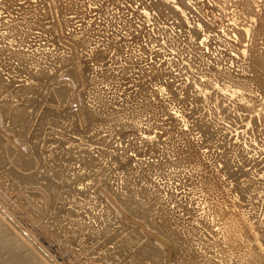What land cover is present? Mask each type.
Returning a JSON list of instances; mask_svg holds the SVG:
<instances>
[{
    "label": "bare ground",
    "instance_id": "6f19581e",
    "mask_svg": "<svg viewBox=\"0 0 264 264\" xmlns=\"http://www.w3.org/2000/svg\"><path fill=\"white\" fill-rule=\"evenodd\" d=\"M14 1V0H13ZM21 2L22 0H17L16 2L18 3V2ZM27 0H25V1H22L21 2V4H23V2H26ZM30 1V0H29ZM28 1V2H29ZM32 1V0H31ZM30 1V2H31ZM36 1V0H35ZM40 1H43V0H40ZM39 1V2H40ZM106 1V0H105ZM114 1V0H113ZM112 1V2H113ZM119 1V0H118ZM153 1V2H152ZM123 0V2L122 3H126V6L128 7V5H129V7H131V8H129V9H131L132 10V12H133V10L135 9V10H137V11H135L134 10V12H136V14H137V12L139 13V12H141V13H139V14H137V16L139 15V16H141L142 17V22H143V20L144 21H146L147 23H152L150 26H148V24L146 25H142V27L143 26H145V27H149L150 28V30H148V29H146L145 31H149V33L148 34H150V36L152 37V36H154V39H155V36H157L156 37V39L154 40V42L156 41V43L158 42V43H160L157 47H159L161 44L162 45H166L170 50H173L174 52V54H173V56H172V54L170 55V56H172V57H175L176 59H177V62H178V68L179 69H181L180 67L183 65V63L185 64L184 66H182V69L185 71L186 69L188 70V72H189V74H190V77H189V75L185 72V74H187L188 75V77H189V80L191 81V83H190V81H189V83H187L188 84V88L190 89V92H192L193 94V96L194 97H192L194 100L193 101H191V103L192 102H196L197 104H199V106H201V108H202V110L204 111V114H202L201 116L203 117L202 119H200V116L199 115H195L194 116V119H195V117L197 118V116L199 117L198 118V120L197 121H193V116L191 117L192 118V120L191 121H193V122H189V120H188V124H190V123H192L191 124V126H192V128L193 129H191L190 127H189V125L187 126L186 125V120L184 119V116H185V118H186V115H185V113H184V116L182 115V112H181V108H180V104H179V106H178V102H177V105H176V107L178 106V108H180L179 110V113L178 112H173V113H175V117L176 118H178L179 120V122L181 121V122H184V125H183V127L185 126H187V127H189L191 130H198L197 131V133L199 132V134L204 138H207V139H204V142H205V146H206V144H209V143H211V141H212V139L215 137V135L217 134V132L219 131V132H221L222 130H223V132H224V130H229V132L231 131V132H233L232 130H233V126L235 125V127H234V130H235V135L233 136V139L235 138V136H236V138H235V142L237 143V144H233V141H231V139L230 140H228V141H230V143L232 142V144H229V143H224L223 142V145H222V147H219L220 148V150L217 152V157H218V159L216 160V164H217V162L221 165L222 164V167H223V169L225 170H222V168H218V169H220V171H218V173H217V175L218 176H213V175H211L213 172L212 171H214V170H211L210 172H212L211 174L209 173L208 174V172L207 173H204L203 171H204V169H205V167H207L206 165L207 164H205L204 165V161H206V162H208V161H210V159L212 160L213 158H210L209 160H208V156H209V153H208V155H207V160L205 159V155H203V153H201L200 151H198V149L200 148V146L201 145H198L197 143V146L196 147H194V146H192L191 145V143H195V142H189V141H192V140H189V139H191V138H188V137H190L189 135L187 136V134H186V136H187V138H188V140L189 141H187V140H185V139H180V141H182V143H183V145L185 146V150L188 152V155L191 157V158H189V157H187L188 155H187V153H185V155L184 154H182L183 155V159H184V157H187V158H189L190 160V167H189V170H191V171H196L195 172V174L196 175H194L195 176V178L194 179H196V180H193L192 181V178H191V180H189L191 183H189V186H187V187H190L191 186V189L190 190H192V192L194 193V194H196L197 196H198V206L197 205H195V203H194V201L195 200H193V201H191V202H193V203H191V202H189V203H191V204H193L194 205V207L195 208H197V210L196 211H198L197 212V214L198 213H200L199 214V216L200 217H202L203 218V220H202V222L204 221V219L207 221L206 223V225L204 224V227L202 226V225H200V223H198L199 221H201V220H199V221H197V219H196V221L195 220H193V222H192V220H191V218H193V217H189V218H187V219H189L188 221H187V219L186 218H182V215H179L180 213H182L183 211H185V206L183 205V201L182 200H184L182 197V199H180L181 201H179L178 199L177 200H175V198L173 199L172 197L173 196H170L171 198H167L166 199V197H165V199L163 200V198L161 197V195H160V197L162 198V203L160 202L161 201V199H160V197H159V199H160V201H157V199H155V197L153 196H151L152 197V199H150V200H148L147 201V198H148V196L150 197V194L151 195H154L153 194V192L154 191H156V189L154 188V191H152V192H149L150 191V189H152V188H150L149 187V190L148 191H146L147 189L146 188H148V187H146V184H145V186H143V188H145L146 190H145V192L144 191H142L141 193V196L143 195V199H137V198H139V196L138 195H140V193L137 195V194H135V195H137L136 197L137 198H133V196L132 195H130L131 193H129V195H128V193H126V191H124L123 193H121V194H116V193H113L112 191V193L110 192V191H107V192H109L110 194H113L112 196H113V200H114V202H115V206H117V207H114L113 206V208H111L112 207V205H111V207H109L108 205L106 206V202H104L103 200L105 199L106 200V198H108L107 196H106V198H104L103 197V202L105 203V206L104 207H107V208H105V210L102 208L103 207V205H104V203H103V205L102 204H99V205H101L102 207H100V206H98V208H97V205H96V203L94 204L93 203V200H95L96 201V195H98V197L102 194V193H98L97 191H96V189H97V187H99L98 186V183L100 182V180L98 181V178L100 177V176H103V173H104V170L103 169H101V166H103V165H100V163L98 164V162L99 161H101L103 158H106V160L107 159H110V163H107V164H109V166H110V164H111V161H113V163H115L116 165H118L119 167H118V169L120 168V169H125L126 170V168L128 169L129 168V164H128V161H124V160H127V159H123V158H121V157H123L124 156V153H125V151H127V150H129L130 149V147L132 146H135L136 145V143H135V140H131V141H133L134 143H135V145H133L132 143H127L128 144V146L131 144V146L130 147H128L127 148V150H125V148H124V146H125V144L124 143H122L124 146L122 147V151L121 152H118V150H120L119 148H121V147H119V146H117V148L118 149H116L117 150V152H116V154L113 152L112 153V151L111 152H108V149H110L111 148V145H110V143L113 141H115V143L116 144H118L119 145V143H120V141L123 139V138H117V139H120V141H119V143H117L116 142V140H112V138L113 137H111L110 135L108 136L109 138H111V140H110V142L108 141H106V140H104V141H106L107 143H109V145H110V148H107V146L105 147V148H107V150L106 149H103V147H102V149L103 150H106V151H99L100 149H96V151H99L98 152V154L99 155H96V156H99V157H101V160L100 159H96L95 158V161H94V159H92L90 156L91 155H93L94 153L92 152V151H90L89 153L84 149V148H80L79 150H78V152H77V150L76 149H78L79 147H80V141L82 142H84V140L87 142L88 140L90 141V139H88L89 138V136H91V135H89V136H87L85 133H87L86 131H88L89 132V130L93 133V135L91 136L92 138H91V140H92V142H93V140L95 141V140H97V139H95V137H96V135L97 134H95L94 135V132H93V129H95V131L96 130H98V128H96L97 127V125H99L100 124V126L99 127H102V126H104V125H102L101 126V124H105L106 126H104V128H103V130L105 129V127H107V128H109L110 129V131H106L107 130V128H106V130H104V132L105 133H111V132H113L114 130H115V126H118L117 128L118 129H121V128H119V126H122V125H125V121L127 120V116L129 117V115H127L129 112H132L131 110H129V112L128 113H126L127 112V110H126V112H123V114H125L126 113V115H124V116H122V117H120L119 116V113H122L121 112V110L119 109V106H117V104H116V106H117V108L116 109H119V113H118V111H117V113H116V110H115V116H111V114H112V112L114 113V111L113 110H108V111H110L111 112V114L109 115L108 114V112L106 113V114H108L109 116H107L104 112H105V110H104V112L102 111V110H99V109H101V106L103 107V104H102V102L103 103H109V102H104L105 100H107L108 99V97L107 98H105V99H103V95H104V93H102V94H96V93H94V96L92 95V97H90L91 98V100H94L95 102V105L96 104H102L101 106H99V108H90L89 109V106L87 107L88 109L87 110H85V107H84V111H85V114H84V119L86 120V123L88 122V125H89V127L88 126H86V128L88 127L89 129L88 130H86L85 129V131L83 132V131H81L82 133H84L85 135H82L81 133H79V131L77 132V130H73L75 133H73V134H78V136H79V140L76 142V141H71V139L69 140L68 138V136H66V138L65 137H63L62 135V141H60V142H57L56 140L57 139H55V141L57 142V143H55V144H59V146L57 145V147H59V148H57V150L55 149V151H54V149L52 150V148H51V151L49 150V154H45L46 156H40V155H42V151H40V153H38L37 154V152H38V146H37V143L35 144L34 142L36 141H40V138H39V135H38V138H39V140L38 139H34V138H36V137H32L31 135H29V136H31V137H29V138H33V140H31V139H29V140H27L26 138H20L21 136H20V134H18V132H21L20 130L21 129H23V127H21V129L19 130H16L15 128V126L14 127H12L13 126V124H15L16 125V123L19 121V119H20V116L26 111V108L28 107V104H30L31 102V100H32V98L34 97V96H36L35 94L37 93V89H36V87L38 88V86H37V84L38 83H40L39 82V79H42V78H44V77H46L45 76V74H46V70H47V72H48V70H49V68L48 69H45L46 68V65H47V67H50V65H48V64H44L45 65V68H43V67H39V65H38V69L40 68V70L38 71L37 69H35V70H37V73H35V72H33V69H34V67L35 66H37L36 65V63L38 62V61H40L41 59H42V57H43V59H45L46 60V58L45 57H48L47 55H48V53L47 52H45V54H47V55H44L43 53L44 52H41L42 50H44V49H41V48H43V47H41L40 45H41V43H40V45L39 44H36L37 43V38H38V41L40 40L39 39V37L40 36H42V37H46V38H49L48 37V35H50L49 34V32L50 31H52L53 29H57L56 27V25H54L53 27L51 26V29L52 30H50V26H48L47 24L49 23L50 25L51 24H55L54 22H58V21H55V19H57V18H53L54 20V22L53 23H50V22H47L46 21V19H47V14L49 15V11L51 12V13H60L61 14V16L59 15V16H57L58 14H53V15H56L57 17H61L62 18V14H63V17L65 16V15H70L71 13H72V11L73 12H79V11H81V12H79L81 15H82V11L84 12V11H86V8L84 9V8H82L83 7V5L84 4H86V3H89L90 2V0H51V2H50V5H49V3L48 4H46V2L44 3V2H41V3H38V4H36L37 3V1L35 2V5H27V3H25L24 5H21L20 3H18V5L17 4H13V5H11V1L10 0H0V189L2 190H0L2 193H0V194H2V196H3V198H4V200L6 201V200H8L7 198L9 197V193L12 191V190H15L16 191V198H14L13 199V201L11 202V201H8L9 203L11 202V207L14 209H16V210H21L22 208H25V206H27V205H30V207H28L27 206V208H25V209H22V210H24L27 214H28V216H30V218H31V220H33V222H34V224L36 223V222H40L39 224H45V225H47V224H49L50 222H51V224H54L56 227V230H54L53 231V233L55 234L54 235V237L56 236L57 237V239H58V241H59V239L61 240V241H63V242H61V243H63V245L65 244V245H67V244H69V245H72L73 244V242H72V238H75L76 239V236L75 237H73V234H76V235H78V233L80 232V231H82V229L84 228L85 229V231H86V229L88 228V225L86 224V223H84L83 222V220L82 219H88V218H85L86 216V211L87 210H91V212H94L96 209H99V208H102L105 212H104V215L106 214V212H107V218L104 220V218H103V220L105 221V222H103V223H97V220H99V221H101V219H99V217L98 218H96L97 220H95L96 222H94L93 220H91V219H93L92 217H91V219L89 220L88 219V221H93L92 223H89L90 225V229H92L91 230V232H94L95 234L94 235H96V236H94V239H92V240H90L89 241V239L93 236L91 233V237H90V234H89V236L88 235H86V236H88V237H90V238H87V237H85V239H86V241H83V243H81L82 241H80L79 242V244H76V243H78V242H75V241H77V240H75V239H73V241L75 242V244H76V246L78 247V253L80 254L81 252H82V255H83V259L86 261V262H88L87 260L88 259H91V258H93L92 256L93 255H95V254H97V252L98 251H100V253L98 254L100 257L99 258H97V260L99 261V259H104V261L106 262V263H108V264H117L118 262H120V264H264V157L262 158V156H264V60H262L261 59V57L260 56H255L254 55V53H255V50H252V49H254V47H251V46H254V45H252V44H254V41L253 40H256L257 39V37H256V34H258L256 31V27H254V31L256 32V34H255V36L254 35H252L251 36V38L254 36V37H256V39H252V40H250L251 38H249L250 36L248 35V37H247V39L249 38V41L248 42H252L253 41V43H251L250 45V47H248V48H251V53H252V55H248V52L249 51H247V49L248 48H245L246 46H248V44H246V45H244L243 47L241 46V45H239V44H237L236 42L235 43H233V42H229L227 39H225L224 37H226V35H227V37H228V33H229V31H226V29H224L223 27H222V21L221 20H223L224 18H222V19H217V17H219L218 15H222L221 13H216V15H217V17L214 15L215 13H213V15L212 14H210V15H212L211 16V18H209V20H208V18L206 17L207 16V14L209 15V13H211V12H209L210 11V9H209V11H208V13L206 14V11L205 12H203L202 10L200 11L199 10V12H198V14H197V12L196 11H193V13L194 12H196V14H193L191 11L194 9L193 7V5H194V3L192 4V0H164V1H166L167 2V4L165 5V2H163V0L160 2L159 0H157V1H155V0ZM161 3V4H159V2ZM199 1V0H198ZM214 1V0H213ZM226 1V0H225ZM236 1V0H235ZM243 1V0H242ZM246 1V0H245ZM258 1V0H257ZM263 1V0H262ZM32 2H34V0L32 1ZM49 2V1H48ZM92 2V1H91ZM94 2V5L96 4L95 2H97L98 3V0H96V1H93ZM100 2H101V0H100ZM107 3H108V1H106ZM111 2V3H112ZM115 2H117V0L115 1ZM186 2H187V4H186ZM189 2V3H188ZM211 2H212V0H211ZM211 2H209V3H211ZM215 3H216V1H214ZM219 2H220V0H219ZM218 2V3H219ZM233 2H234V0H233ZM232 1H231V4L233 3ZM254 2H256V1H254ZM260 2V1H259ZM259 2H257L258 4H259ZM107 3H106V5H107ZM110 3V2H109ZM110 3V4H111ZM164 3V4H163ZM198 3V2H197ZM214 3V4H215ZM226 3V2H225ZM237 3H239V2H237ZM245 3V2H244ZM248 3V2H247ZM246 3V4H247ZM52 4V5H51ZM100 4H102V2L100 3ZM105 4V3H104ZM110 4H108V5H110ZM113 4H115V3H113ZM119 4V3H118ZM120 4H121V2H120ZM128 4V5H127ZM186 4V5H185ZM188 4H190L191 5V7H190V5H188ZM203 4V3H202ZM201 4V5H202ZM208 4V3H207ZM213 4V3H212ZM213 4V5H214ZM217 4V3H216ZM230 4V5H231ZM252 4H254V3H252ZM89 5V4H88ZM112 5V4H111ZM110 5V6H111ZM189 7H188V6ZM196 5V4H195ZM199 5V4H198ZM200 5V6H201ZM206 5V4H205ZM219 5V4H218ZM217 5V6H218ZM226 5H229V3H226ZM225 5V6H226ZM230 5L228 6V7H230ZM236 5H238V4H236ZM243 5V4H242ZM251 5V4H250ZM257 5V4H256ZM17 6H20L19 8H16ZM85 6V5H84ZM89 6H91V5H89ZM97 6H99V4L97 5ZM103 6V5H102ZM105 6V5H104ZM123 6V5H122ZM204 6V5H203ZM224 6V5H223ZM222 6V7H223ZM224 6V7H225ZM234 6V5H233ZM241 6V5H240ZM244 6V5H243ZM247 6V5H246ZM253 6H255V5H253ZM259 5H257V7H258ZM26 7H28V8H26ZM81 7V8H80ZM95 7V6H94ZM115 7H117V5L115 6ZM124 7V6H123ZM199 7V6H198ZM213 7V6H212ZM237 7V6H236ZM252 7V6H251ZM79 8H80V10H79ZM88 8V7H87ZM93 8V7H92ZM99 8H101V5H100V7H98V10H100ZM107 8V7H106ZM106 8H103V10L104 9H106ZM113 8V7H112ZM189 8H193V9H189ZM203 8V7H202ZM211 8V7H210ZM215 8V7H214ZM218 8H220V7H218ZM261 8H263L262 6H261ZM83 9V10H82ZM90 9H91V7H90ZM120 9V8H119ZM189 9V13H186L185 11L186 10H188ZM197 8H195L194 10H196ZM205 9V8H204ZM223 9V8H222ZM236 9V8H235ZM234 9V10H235ZM238 9V8H237ZM243 9V8H242ZM244 9H245V7H244ZM250 9H252V8H250ZM257 9V8H256ZM255 9V10H256ZM71 10V13L69 14V11ZM191 10V11H190ZM207 10V9H206ZM217 10L218 9H216V12H217ZM232 9L230 8L229 10H228V12L230 13V12H232L231 11ZM238 10H241V9H238ZM249 10V9H248ZM258 10V9H257ZM53 11V12H52ZM102 11V10H101ZM100 11V12H101ZM106 11V10H105ZM109 11V10H108ZM220 11V10H219ZM227 11V9H225V13L227 14L228 12H226ZM245 11H246V9H245ZM263 11V10H262ZM111 12V11H110ZM129 12V11H128ZM131 12V11H130ZM133 12V13H134ZM170 12H171V14H173V15H175V17L172 15V17H174V20L172 19V17L169 15L170 14ZM188 12V11H187ZM221 12V11H220ZM224 12V11H223ZM240 12V11H239ZM248 12V11H247ZM85 13V12H84ZM105 13V12H104ZM112 13H113V11H112ZM118 13V12H117ZM244 13V12H243ZM241 14L243 17H244V14ZM259 13H260V10H259ZM77 14V13H76ZM103 14V13H102ZM106 14V13H105ZM105 14L103 15V16H105ZM109 14H111V13H109ZM115 14V13H114ZM189 14V15H188ZM225 14V15H226ZM231 14V13H230ZM237 14V13H236ZM240 14V13H239ZM246 14V13H245ZM250 14H253V13H250ZM53 15H51V16H53ZM84 15V14H83ZM107 15V14H106ZM232 15V14H231ZM247 15H249V12H248V14ZM258 14H256V16H257ZM263 15V14H262ZM55 16V17H56ZM67 16V17H68ZM71 16V15H70ZM109 16V15H108ZM115 16V15H114ZM131 16H133V14L131 15ZM138 16V17H139ZM233 16H235L234 14H233ZM238 16V15H237ZM254 16L255 15H253V17H251L252 18V20L254 19ZM260 16V15H259ZM73 17V16H72ZM72 17H70V18H68L69 20L72 18ZM75 17V16H74ZM79 17H82V16H78V18ZM84 17V16H83ZM102 17V16H101ZM118 17V16H117ZM117 17H115V18H113V19H115V20H117V21H119L120 19H117ZM134 17H136V16H134ZM138 17H137V19H138ZM176 17H179V18H176ZM228 17V16H227ZM226 17V18H227ZM236 17V16H235ZM234 17V18H235ZM239 17V16H238ZM250 17V16H249ZM52 18V17H51ZM77 18V19H78ZM87 18V17H86ZM103 18H105V17H103ZM103 18H101V19H103ZM107 18V17H106ZM110 18V17H109ZM121 18V17H120ZM203 18V19H202ZM204 18H205V20H204ZM206 18H207V24L206 23H204V22H206ZM225 18V19H226ZM240 18V17H239ZM257 18V17H256ZM262 18V17H261ZM50 19V18H49ZM62 19H64V18H62ZM76 19V18H75ZM80 19V18H79ZM124 19V18H123ZM128 19V18H127ZM224 19V20H225ZM228 19V18H227ZM230 19H233V18H230ZM229 19V20H230ZM236 19H238V18H236ZM250 19V18H249ZM249 19L247 20V21H249ZM264 19V18H263ZM262 19V20H263ZM43 20H44V22H43ZM58 20V19H57ZM81 21L82 20H85L86 22H88L87 21V19H80ZM105 21H106V19H104ZM103 20V21H104ZM108 21H109V19H107ZM114 20V21H115ZM122 20V19H121ZM125 20V19H124ZM123 20V21H124ZM139 20H141V19H139ZM138 20V21H139ZM204 20V21H203ZM217 20H219L220 22H221V24L219 23V25L217 26V24H215V23H217V22H219V21H217ZM240 20V19H239ZM46 21V22H45ZM62 21V20H61ZM68 21V20H67ZM102 21V20H101ZM108 21H106V22H108ZM117 21H116V23H117ZM126 21V20H125ZM124 21V23L126 24V23H129L128 21L127 22H125ZM138 21H134V22H138ZM243 21H245V20H243ZM243 21H242V23H243ZM256 21V20H255ZM63 22V21H62ZM84 22V21H83ZM110 22H113V20H110L109 21V23ZM239 22V21H238ZM59 23V22H58ZM65 23V21L63 22V24ZM89 23V22H88ZM102 23H104V22H102ZM120 23V22H119ZM122 23V22H121ZM233 23V22H232ZM236 23H237V21L235 22V23H233V24H235L236 25ZM252 23V22H251ZM255 23V22H254ZM264 23V22H263ZM66 24V23H65ZM70 24H71V22H70ZM85 24V22L83 23V25ZM98 25V22L96 23L95 22V25ZM106 25L108 24V23H105ZM105 24H103V26L105 25ZM111 24H113V23H111ZM111 24H109V25H111ZM125 24H123L124 25V27L126 28V26H125ZM129 24H131V23H129ZM140 24H142L141 22H140ZM186 24H189V26H186ZM210 24L211 25H213V24H215V26H217L216 27V30H219L218 32H214L213 31V29H212V27L210 26ZM231 24V23H230ZM233 24H232V26H233ZM239 24V23H238ZM248 24V23H247ZM247 24L246 25H244L243 27L244 28H241V30L243 31V29H244V32H240V34L242 35L243 33H244V35H246V34H248V31L250 32V30H248L249 28V26L248 27H245V26H247ZM256 24V23H255ZM57 25H59V24H57ZM81 25H82V23H81ZM87 25V28H83V31H81L80 33H79V31L80 30H78V32H77V34H70L67 38H69L71 41H72V43H74V45L76 46H79V48H81L80 46L81 45H83V44H86L85 42H87V40H86V38H88V37H90V31H88V24H85V26ZM93 24H90V26H92ZM96 25V26H97ZM105 25V26H106ZM127 25V24H126ZM135 25V24H134ZM138 25H139V23H138ZM160 25H161V27H160ZM166 25V27H168V28H165L164 26ZM204 25L206 26V27H204ZM227 25V23L225 24V25H223V26H226ZM241 25V24H240ZM251 25V24H250ZM63 26V25H62ZM89 26V27H90ZM96 26H94V28L96 27ZM114 26V25H113ZM116 26V25H115ZM120 26H121V24H120ZM129 26V25H128ZM127 26V27H128ZM140 26V25H139ZM214 26V25H213ZM237 26H239V25H237ZM236 26V27H237ZM262 26V25H261ZM93 27V26H92ZM98 27H100V30L102 29V27H101V25H98ZM141 27V26H140ZM147 27V28H148ZM231 27V26H230ZM230 27H228V28H230ZM251 27V26H250ZM257 27H258V25H257ZM63 28H65L66 30H67V28H68V26L67 27H63ZM74 28V27H73ZM75 28H81L80 27V25H79V27H75ZM94 28H92V29H94ZM113 28V27H112ZM120 28V27H119ZM131 28V27H130ZM129 28V29H130ZM133 28H135V27H133ZM215 28V27H214ZM218 28V29H217ZM226 28V27H225ZM231 28H233V29H235L234 28V26L233 27H231ZM246 28H248V29H246ZM253 28V27H252ZM59 29V28H58ZM57 29V30H58ZM64 29V30H65ZM71 29H72V27H70V32H71ZM144 29V28H143ZM143 29H142V31H143ZM237 29V28H236ZM236 29H235V31L234 32H236ZM239 29V28H238ZM237 29V30H238ZM259 29V28H258ZM69 30V29H68ZM95 30V29H94ZM108 30H109V28H108ZM120 30H121V28H120ZM128 30V29H127ZM131 30L132 29H130V32H131ZM134 30V29H133ZM132 30V31H133ZM138 30V29H137ZM161 30H162V32H161ZM229 30H231V29H229ZM252 30V29H251ZM53 31H55V30H53ZM52 31V32H53ZM88 31V32H87ZM93 31V30H92ZM97 31V30H96ZM104 31V30H103ZM140 31V30H139ZM142 31H140V32H142ZM145 31H143L144 33H145ZM147 31V32H148ZM240 31V30H239ZM262 31H264L263 29H262ZM58 32V31H57ZM95 32V31H94ZM98 32H99V28H98ZM114 32V31H113ZM120 32V31H119ZM129 32V31H128ZM135 32V31H134ZM139 32V33H140ZM228 32V33H227ZM232 32V31H231ZM51 33V32H50ZM60 33H63L61 30H60V32H58V35L60 34ZM65 33H66V31H65ZM64 33V34H65ZM68 33V32H67ZM96 33V32H95ZM95 33H93L94 35H95ZM112 33V32H111ZM138 33V32H137ZM215 33V34H214ZM239 33V32H238ZM238 33H237V35H238ZM251 33V32H250ZM253 33V32H252ZM52 34V33H51ZM54 34V33H53ZM91 34H92V32H91ZM102 35H103V33H101ZM118 34V33H117ZM131 34V33H130ZM230 35L232 34V33H229ZM235 34V33H234ZM57 35V36H58ZM65 35H67V34H65ZM93 35V36H94ZM97 35V34H96ZM100 35V34H99ZM102 35H100V36H102ZM142 35H143V33H142ZM161 35H164V37L163 36H161ZM166 35V36H165ZM241 35H239L238 36V39L240 40V41H242L241 39H243V38H241L240 36ZM243 35V36H244ZM54 36H56L55 34H54ZM60 36V35H59ZM92 36V35H91ZM92 36V37H93ZM122 36V35H121ZM127 36H129V35H127ZM141 36V35H140ZM144 36H145V34H144ZM247 36V35H246ZM246 36H244L245 37V41H246ZM259 36V35H258ZM42 37H40V38H42ZM53 37V36H52ZM61 37H63L62 35H61ZM65 37V36H64ZM89 38V42L88 43H90V42H92V40H93V38ZM108 37H110V36H108ZM146 37H148V35L146 36ZM222 37H223V39H222ZM231 37V36H230ZM236 37V35L234 36V38ZM261 37V36H260ZM44 39V40H46L45 42L43 41V39H42V41H43V43H45L46 44V42H47V39ZM54 39H52V40H55V37H53ZM60 38V37H59ZM59 38H58V40H59ZM101 38V37H100ZM99 38V39H100ZM122 39H123V37H121ZM138 38V37H137ZM150 38V37H149ZM241 38V39H240ZM34 39L36 40V42H35V44L33 43L34 42ZM63 39V38H62ZM65 39V38H64ZM90 39H92L91 41H90ZM97 39V38H96ZM99 39H97V41H99ZM102 39V41H103V37L101 38ZM125 39V38H124ZM123 39V40H124ZM143 39V38H142ZM225 39V40H224ZM264 39V38H263ZM262 39V40H263ZM50 42H56V40L55 41H52L51 40V37H50V39H48ZM60 40H61V38H60ZM66 40V39H65ZM94 40H95V38H94ZM93 40V41H94ZM116 40V39H115ZM119 40V39H118ZM126 40V39H125ZM134 40H135V38H134ZM227 40V41H226ZM71 41H69V43L71 42ZM97 41H96V43H97ZM109 41H111L110 43H114V45L116 46L117 44H115V41L113 42V40H110L109 39ZM109 41H108V43H109ZM117 41V40H116ZM143 41V40H142ZM148 41V40H147ZM152 41V40H151ZM235 41H237V40H235ZM244 41V42H245ZM258 41V40H257ZM261 41V40H260ZM259 41V42H260ZM264 41V40H263ZM49 42V43H50ZM119 42V41H118ZM134 42V41H133ZM153 42V41H152ZM243 42V41H242ZM243 42V43H244ZM247 42V41H246ZM245 42V43H246ZM48 43V44H49ZM66 43H67V40H66ZM95 42H93V44L91 43V44H87V45H92L91 47L92 48H94V47H96V46H94L95 44H94ZM103 45H105L106 47H107V45L106 44H108V43H106L105 42V40H104V43L103 42H101ZM106 43V44H105ZM109 43V44H110ZM131 43V42H130ZM130 43H128V41H127V44H129L130 45ZM137 43V42H136ZM157 43V44H158ZM242 43V44H243ZM244 43V44H245ZM262 43L263 42H261L260 44L262 45ZM56 45L58 44V43H55ZM55 44H50V46H49V48L50 47H52L51 48V50L53 49V50H55V48H57L56 46L55 47H53V45H55ZM65 44V42L62 44V45H64ZM68 44V43H67ZM66 44V45H67ZM102 44H100L99 43V45H97V48H98V46H100V45H102ZM112 44H110V46L111 47H107V49L108 48H112L113 50H112V54H113V52H116V51H114V49L115 48H117V47H115V46H113L112 47ZM132 44V43H131ZM259 44V45H260ZM47 45V44H46ZM65 45V46H66ZM102 45V46H103ZM120 45V44H119ZM122 45H125L124 43L122 44ZM138 47H139V45L138 44H136ZM140 45H141V43H140ZM162 45L159 47V48H157V49H159V50H161L160 48L162 47ZM184 46L183 48H181L180 46ZM264 45V44H263ZM44 46V45H43ZM61 46V45H60ZM84 46V48H86L85 47V45H83ZM82 46V47H83ZM94 46V47H93ZM103 47L105 50H106V47ZM130 46H132V45H130ZM130 46H128L127 45V48L128 47H130ZM135 47V49H137L138 51H140V49L138 48V47ZM256 46V45H255ZM45 47V46H44ZM46 47H48V45L46 46ZM67 47V46H66ZM68 47H70L69 45H68ZM67 47V48H68ZM91 47H88V48H91ZM101 47V46H100ZM121 47H123V48H125V46H121ZM134 47V46H133ZM142 47H143V45H142ZM49 48H46V49H49ZM59 48V47H58ZM57 48V49H58ZM65 48V47H64ZM72 48V47H71ZM78 48V49H79ZM96 48V49H97ZM103 48H101V50L103 49ZM118 48H120V46L118 47ZM176 48V49H175ZM257 48V47H256ZM255 48V49H256ZM262 48V47H261ZM70 49V48H69ZM76 49V48H75ZM78 49H77V51H78ZM95 49V51L97 52H99V50H96ZM164 50H165V48H163ZM168 49V50H169ZM50 50V51H51ZM59 50L61 51V47L59 48ZM62 50H64L63 48H62ZM66 50V49H65ZM72 50V49H71ZM71 50H70V53H72L71 52ZM80 50V49H79ZM83 50V49H82ZM86 50V49H85ZM92 50V49H91ZM90 50V51H91ZM100 50V51H101ZM109 50V49H108ZM111 50V49H110ZM110 50L108 51L109 53H110ZM117 50V49H116ZM128 50L130 51V48H128ZM134 50V49H133ZM146 50V49H145ZM84 51V50H83ZM87 51H89V50H87ZM87 51L85 52L86 53V55L87 56H89L88 54L89 53H87ZM103 51V50H102ZM102 51H101V55H102ZM141 51H143L142 49H141ZM141 51H140V55H143L142 53H141ZM147 51V50H146ZM145 51V52H146ZM151 51V50H150ZM152 51H153V49H152ZM166 51V50H165ZM256 51H258V50H256ZM56 52V51H55ZM54 52V56H56V54L58 55V53H59V55H60V52L58 51V52H56L55 53ZM63 52H65V51H63ZM67 52V51H66ZM66 52H65V54H66ZM79 52V51H78ZM94 52V51H93ZM97 52V53H98ZM105 52V51H104ZM108 52H106V54L108 53ZM120 52V51H119ZM132 52V51H131ZM134 52H135V50H134ZM171 52V51H170ZM254 52V53H253ZM264 52V51H263ZM51 53V52H50ZM49 53V55H51V54H53V51H52V53L50 54ZM68 53V52H67ZM83 53V52H82ZM97 53L95 54V55H97ZM125 53H127V52H125ZM130 53V52H129ZM128 53V54H129ZM133 53V52H132ZM158 53V52H157ZM227 53V54H226ZM229 53H231L232 55H229ZM250 53V54H251ZM262 53V52H261ZM64 54V53H63ZM64 54V55H65ZM75 55H76V51H75V53H74ZM74 54H73V56H74ZM94 54V53H93ZM99 54V53H98ZM114 54H116V53H114ZM121 54V53H120ZM258 54V53H257ZM263 54V53H262ZM67 55V54H66ZM65 55V56H66ZM85 55V54H84ZM86 55L83 57V58H86ZM92 55V54H91ZM95 55H93V56H89L90 58V60H91V58L93 59L94 58V56ZM101 55H100V57H101ZM119 55V54H118ZM122 55V54H121ZM130 55V54H129ZM128 55V56H129ZM133 55H134V53H133ZM153 55V54H152ZM169 55V54H168ZM63 56V55H62ZM61 56V57H62ZM69 56L70 57H72L71 56V54H69ZM77 56H78V58H79V54H77ZM80 56H83V55H80ZM105 56V55H104ZM116 56H117V54H116ZM127 56V57H128ZM134 56H136V55H134ZM134 56H132V58H135ZM156 56V55H155ZM261 56H264V55H261ZM49 57H53V56H49ZM57 57V56H56ZM55 57V58H56ZM59 57V56H58ZM61 57H59L60 59H61ZM99 56H97V58H98ZM106 57V56H105ZM107 57H108V54H107ZM139 57H141V56H139ZM171 57V58H172ZM69 58V57H68ZM75 58V56L74 57H72V59H74ZM96 58V57H95ZM93 59V60H95V61H98L97 59ZM102 59L101 60H99V61H102V60H104V58H103V55H102V57H101ZM113 58H114V56H113ZM116 58V57H115ZM118 58V57H117ZM131 58V57H130ZM149 58V57H148ZM264 58V57H263ZM49 60H50V58H48ZM52 59V58H51ZM66 59H67V56H66ZM65 58H64V60H65V62L67 61ZM72 59H70L71 60V62L70 63H67V64H71L72 63ZM88 58H86V61H88L87 60ZM123 59V58H122ZM126 59V58H125ZM125 59H123L124 61H125ZM136 59H137V56H136ZM156 59V58H155ZM175 59V60H176ZM62 60H63V58H62ZM61 60V61H62ZM63 60V61H64ZM75 60V59H74ZM81 60H82V57H81ZM83 60H85V59H83ZM89 60V61H90ZM113 60V59H112ZM175 60H174V62H175ZM41 61H43V60H41ZM48 60H46L45 62H43V63H46ZM53 61H55L54 59H53ZM92 61V60H91ZM90 61V62H91ZM116 62H117V60H115ZM128 61H129V59H128ZM134 61H135V59H134ZM167 61H172V60H167ZM80 62H82V61H80ZM80 62H78V63H80ZM108 62V61H107ZM119 62H120V60H119ZM121 62H122V60H121ZM158 62H159V60H158ZM163 62V61H162ZM177 62H176V64H177ZM43 63H39V64H41V65H43ZM48 63H49V61H48ZM50 63H51V61H50ZM53 63V62H52ZM55 63V65L54 66H52V68L54 67L55 69H56V67L55 66H57L56 64V62H54ZM77 63V62H76ZM82 63H84V62H82ZM91 63H93V62H91ZM95 64H96V62H94ZM132 62H130L129 64H131ZM136 63V62H135ZM156 63V62H155ZM166 63V62H165ZM168 63V62H167ZM182 64L181 66H179V64ZM38 64V63H37ZM62 64V63H61ZM61 64H59L60 65V67H61ZM65 64V63H64ZM74 64V63H73ZM87 64V63H86ZM85 64V66H87ZM98 64H100V63H98ZM103 64H104V62H103ZM125 64V63H124ZM137 64V63H136ZM174 64V63H173ZM40 65V66H41ZM97 65V64H96ZM95 65V66H96ZM128 65V64H127ZM131 65H133V64H131ZM159 65H160V63H159ZM175 65V64H174ZM63 66V65H62ZM67 65H64V67H63V69L64 70H66L65 69V67H66ZM74 65H72V68H75V67H73ZM78 66L80 67L79 69V72H81L82 73V70L83 69H81V65L80 64H78ZM84 66V67H85ZM89 66H91V65H89ZM92 66H93V64H92ZM99 66V65H98ZM103 66V65H102ZM104 66H106V65H104ZM113 66V65H112ZM118 66V65H117ZM120 66V65H119ZM118 66V67H119ZM130 66V65H129ZM133 66H135V64L133 65ZM133 66H132V68H133ZM150 66V65H149ZM154 66H155V64H154ZM157 66V65H156ZM58 67V66H57ZM71 66H68L67 68H70ZM83 67V66H82ZM108 67V66H107ZM109 67L111 68V66L109 65ZM115 67V66H114ZM113 67V68H114ZM125 67H126V65H125ZM141 67V66H140ZM143 67V66H142ZM141 67V68H142ZM165 67V66H164ZM167 67H168V65H167ZM175 67H176V65H175ZM183 67H185V69L183 68ZM91 68V67H90ZM99 68H101V65L99 66ZM98 68V71L100 70ZM103 68V67H102ZM109 68V69H110ZM117 68V67H116ZM121 68V67H120ZM120 68H118L119 70H120ZM122 68H124L123 66H122ZM127 68H129V67H127ZM135 68H137V67H135ZM141 68H139V69H141ZM144 68V67H143ZM148 67H146V69H147ZM159 69H161V66L160 67H158ZM157 68V69H158ZM76 70H77V68H75ZM106 68H104V71L106 72V70H105ZM107 70V71H109L108 73H110V70ZM118 69H116L115 71H117ZM145 69V68H144ZM145 69V70H146ZM148 69H150V70H152L150 67L148 68ZM147 69V70H148ZM158 69V70H159ZM168 69H169V67H168ZM172 69V68H171ZM171 69H169V70H171ZM176 69V68H175ZM57 71H58V69H56ZM56 70H54V71H56ZM74 70V69H73ZM72 70V71H73ZM84 70H86V69H84ZM93 70V69H92ZM94 70L96 71L97 70V68L95 69V67H94ZM102 70V69H101ZM118 70V71H119ZM122 70V69H121ZM120 70V73L122 74L125 70H122L121 71ZM130 70V69H129ZM143 70V69H142ZM164 70H166V68H164ZM53 69H51V71H50V73H52L53 74ZM59 71H61V69H59ZM71 71V72H72ZM90 70H89V68H88V72H87V74H91V71L89 72ZM97 71V72H98ZM114 71V70H113ZM114 71V73H116L117 75L118 74H120L119 72H115ZM162 72H163V70H161ZM35 73L34 75H33V73ZM62 72V71H61ZM64 72V71H63ZM78 72V70L76 71V73ZM86 72V71H85ZM94 72V71H93ZM101 72V71H100ZM99 72V73H100ZM112 72V71H111ZM126 72V71H125ZM143 72H144V70H143ZM149 72V71H148ZM154 71L152 70L151 71V73L150 74H148L146 71H145V75L146 74H148V75H151V77H150V79L152 80V81H155V77L152 75V73H153ZM171 72V71H170ZM169 72V73H170ZM32 73V74H31ZM49 73V72H48ZM55 73V76H57L56 75V72H54ZM73 73V72H72ZM75 73V72H74ZM75 73V74H76ZM80 73V74H81ZM96 73V72H95ZM159 73H161V72H159ZM59 74V73H58ZM79 74V73H78ZM104 74V73H103ZM101 75V73L99 74L100 76H105V77H103V80H102V82L104 81V80H109V78H110V81L109 82H112V80H111V78L113 77L112 75H109V76H106L105 74L104 75ZM120 74V75H121ZM142 74V73H141ZM165 74V73H164ZM163 73H161V75H164ZM174 74V73H173ZM22 75H24V77L22 76ZM47 76H49L48 74H46ZM61 75V74H60ZM65 75V74H64ZM77 75V74H76ZM83 75H85V76H87L86 74H83ZM93 75V74H92ZM91 75V76H92ZM94 75H96V74H94ZM97 75H98V73H97ZM96 75V76H97ZM108 75V74H107ZM139 73H138V75H137V77H139ZM143 76H144V74H142ZM141 75V76H142ZM155 75V74H154ZM26 76V77H25ZM59 76V75H58ZM73 76V75H72ZM75 76V75H74ZM79 76V75H78ZM90 76V77H91ZM96 76H93V77H91V79H90V77L87 79L88 81H90L91 83H89V84H92L93 86H91V85H89V86H91L89 89H91L93 92H96L95 91V88H92V87H95V84L94 83H98V81H96V79L95 78H97ZM112 76V77H111ZM126 76V75H125ZM153 76V77H152ZM174 76V75H173ZM176 76V75H175ZM63 77V76H62ZM65 77H67V76H64V80H65ZM80 78H81V76H79ZM95 77V78H94ZM118 77H120L119 75H118ZM146 77V76H145ZM148 77V76H147ZM165 77V76H164ZM164 77H162V78H164ZM168 77V76H167ZM17 78L20 80V78H21V80L20 81H18L17 80ZM23 78V79H22ZM47 78V80H49L48 79V77H46ZM57 78V77H56ZM60 78H61V76H60ZM69 78V77H68ZM68 78H66V79H68ZM75 78V77H74ZM113 78H116V76L115 77H113ZM122 78V77H121ZM171 78V77H170ZM175 78V77H174ZM37 79H38V81H37ZM72 79V78H71ZM82 79H85V78H82ZM99 78H97V80H98ZM140 79H144L143 77H141V78H139V80ZM147 79V78H146ZM185 79V78H184ZM37 81L38 83L35 85V83L33 82V84H32V82L31 81ZM56 80V79H55ZM70 80V79H69ZM78 80V79H77ZM81 80V79H80ZM79 80V81H80ZM95 80V81H94ZM100 80V81H101ZM116 80V79H115ZM114 79H113V81H115ZM118 80V79H117ZM122 80V79H121ZM120 80V81H121ZM124 80V79H123ZM130 80H131V78H130ZM163 80V79H162ZM186 80V79H185ZM59 81V80H58ZM67 81V80H66ZM87 81V82H88ZM145 81H147V80H145ZM148 81H149V78H148ZM152 81H150V82H152ZM156 81H157V79H156ZM156 81H155V83H156ZM166 81V80H165ZM169 81V80H168ZM167 81V82H168ZM179 81H180V79H179ZM73 82V81H72ZM75 82V84L74 85H76V84H78V86L79 85H81V83L79 84V82H76V81H74ZM80 82H83V81H80ZM86 82V83H87ZM119 82V81H118ZM135 82V81H134ZM143 81L141 80L140 81V84L139 85H141V83H142ZM164 81H162V83H163ZM171 82V81H170ZM173 82V81H172ZM187 82V81H186ZM44 83V82H43ZM52 83V82H51ZM55 83H56V81H55ZM59 83V82H58ZM65 83V82H64ZM84 83V82H83ZM103 83H105V82H103ZM102 83V84H103ZM115 83H116V81H115ZM114 83V84H115ZM122 83V82H121ZM144 83V82H143ZM154 83V84H155ZM159 83V82H158ZM157 83V84H158ZM60 84V83H59ZM88 84V83H87ZM108 84V83H107ZM106 84V89H107V86L109 85H107ZM110 84H113V83H110ZM144 84H147V83H144ZM144 84H142V87H144L143 85ZM149 84V85H148ZM148 84H147V86H150L151 84L148 82ZM169 85L171 84V83H168ZM173 84H174V82H173ZM173 84H171V86L173 85ZM180 84V83H179ZM185 84V83H184ZM187 84L186 85H184V87L185 86H187ZM190 84V85H189ZM16 85V86H15ZM45 85H46V81H45ZM84 85H85V83H84ZM83 85V86H84ZM101 85V84H100ZM104 85V84H103ZM116 85V84H115ZM122 85V84H121ZM159 85H161L160 83H159ZM49 86V85H48ZM67 86V85H66ZM72 86H73V84H72ZM112 86V85H111ZM138 86V85H137ZM154 86V85H153ZM162 86V85H161ZM166 86H167V84H165L164 86H163V88L165 87V91H169L170 92V90H167V88H166ZM40 87V86H39ZM96 87H98V86H96ZM104 87V90H105V86H103ZM103 87H101V89H100V87H98V90L100 89V90H102L103 89ZM109 87V89H111V87H110V85L108 86ZM115 87V86H114ZM124 87V86H123ZM146 87V86H145ZM145 87L142 89V91L144 92L146 89H145ZM151 88V90H153V87L152 86H150ZM168 87H170V86H168ZM178 87V86H177ZM183 87V88H184ZM40 88H42V87H40ZM54 88V87H53ZM57 88V87H56ZM75 88V87H74ZM80 88V87H79ZM82 88V87H81ZM84 88V87H83ZM87 88V89H88ZM117 88V87H116ZM115 88V90H117ZM136 88V87H135ZM183 88H181L182 90H183ZM39 89V88H38ZM49 89V88H48ZM59 89V88H58ZM61 89V88H60ZM88 89V90H89ZM145 89V90H144ZM148 89H149V87H148ZM162 89V88H161ZM169 89H171V87L169 88ZM174 89V88H173ZM180 89V88H179ZM180 89V91L181 92H183L182 90ZM192 89V90H191ZM63 90V89H62ZM72 90V89H71ZM70 90V91H71ZM97 90V91H98ZM124 90V89H123ZM130 90V89H129ZM139 90H141V88L139 89ZM139 90H137V91H139ZM150 90V92L152 93V91ZM156 90V89H155ZM176 90V89H175ZM174 90V91H175ZM39 91H40V89H39ZM38 91V92H39ZM54 91V90H53ZM61 91V90H60ZM59 91V92H60ZM64 91V90H63ZM62 91V92H63ZM76 91V90H75ZM106 91V90H105ZM113 91V90H112ZM134 91V90H133ZM141 91V92H142ZM172 92H173V90H171ZM179 91V92H180ZM184 91H185V88H184ZM36 92V93H35ZM42 92V91H41ZM82 92H83V90H82ZM93 92H92V94H93ZM98 92H101V91H98ZM104 92V91H103ZM123 92V91H122ZM134 92H136V91H134ZM141 92H138L137 94L136 93H134V94H136V96L140 93V95H141ZM154 92V91H153ZM156 92V91H155ZM154 92V93H155ZM164 92V91H163ZM167 92H165V93H167ZM177 92H178V90H177ZM176 92V93H177ZM181 92H180V94H181ZM55 93V92H54ZM57 93H58V91H57ZM71 93V92H70ZM88 93H90V92H88ZM88 93H87V91H86V95H88ZM118 93V92H117ZM127 92H124V93H122V94H120L121 96H124V98H125V94H126ZM132 94H133V92H131ZM130 93V94H131ZM144 93H146L145 95H147V91L146 92H144ZM165 93H163V94H165ZM171 93V92H170ZM169 93V94H170ZM175 93V94H176ZM184 93V92H183ZM39 94V93H38ZM49 94H50V92H49ZM48 94V95H49ZM77 94V93H76ZM76 94H72L73 95V97L76 95ZM109 94V93H108ZM107 94V95H108ZM130 94H128V96L130 95ZM131 94V95H132ZM174 93L172 94V95H174V96H176L177 97V95L179 94H177V95H175ZM185 94V93H184ZM183 94V95H184ZM186 94H187V96H189L188 95V89H187V92H186ZM79 94H77L76 95V98L78 97V100L79 101H81L80 100V95L78 96ZM83 97H84V93L83 94H81ZM85 95V96H86ZM99 95H102V98H101V96H99ZM105 95H106V93H105ZM120 95H119V97L118 96H116V97H118V98H120ZM130 95V96H131ZM144 95V96H145ZM148 95L150 96L151 94H149L148 93ZM155 94H153V96H154ZM168 95V94H167ZM166 95V96H167ZM172 95H169V97H172ZM57 96V95H56ZM60 96V95H59ZM89 96H91V95H89ZM109 96V95H108ZM127 96V95H126ZM129 96V97H130ZM142 97H143V95H141ZM140 96V99L142 98ZM185 96V95H184ZM43 97V96H42ZM128 97V98H129ZM139 96H137V98H138ZM150 97H152V96H150ZM150 97H148V98H150ZM163 97H164V95H163ZM175 97V98H176ZM186 97V96H185ZM191 97V96H190ZM50 98V97H49ZM48 98V99H49ZM53 97H51V99H52ZM63 98V97H62ZM85 98V97H84ZM84 98H81V99H84ZM90 98H88V99H90ZM93 98V99H92ZM132 97H130V99H129V101L128 102H130V100L132 101V100H134V99H131ZM134 98H136L135 97V95H134ZM146 98L147 97H145V99L144 98H142V99H144V100H146ZM156 98L158 99L159 98V96L157 97L156 96ZM156 98H155V96H154V99L156 100ZM178 98L180 99V100H182L181 98H183V99H186L187 100V97L186 98H184V97H182V95H181V97H179L178 96ZM192 98H190V99H188V100H191ZM35 99H37V98H35ZM69 99H70V97H69ZM74 99H75V97H74ZM87 99V98H86ZM85 99V100H86ZM103 99V100H102ZM122 99V98H121ZM120 99V100H121ZM33 100H34V98H33ZM54 100V99H53ZM53 100H50V104L52 103L51 101H53ZM71 101H72V99H70ZM77 100V101H78ZM109 100H112L111 98L109 99ZM123 100V99H122ZM135 100H137V99H135ZM143 100V101H144ZM153 100V99H152ZM151 100V102L149 101V99H148V101H149V103H153V101ZM165 100V99H164ZM164 100H162V102L164 101ZM172 100V99H171ZM178 100V99H177ZM176 100V101H177ZM187 100V101H188ZM28 101L30 102V103H28ZM41 101H43V99L41 100ZM55 101V100H54ZM53 101V102H54ZM76 101V100H75ZM87 101V100H86ZM114 101H115V99H114ZM116 101H118L119 102V100H116ZM138 101V100H137ZM137 101H134L135 103L137 102ZM140 101V100H139ZM167 101V103L166 104H168V100H166ZM173 101V100H172ZM175 101V100H174ZM185 103H186V101L185 100H183ZM37 102H38V100H37ZM44 102V101H43ZM58 102V101H57ZM60 102V101H59ZM83 102H84V100H83ZM82 102V103H83ZM87 102H89L90 103V107H91V102H90V100H88ZM121 102V101H120ZM123 102H124V100H123ZM128 102H126V103H128ZM133 102V101H132ZM160 103H161V100L159 101ZM182 102V101H181ZM180 102V103H181ZM27 103V104H26ZM40 103V102H39ZM47 103V102H46ZM45 103V104H46ZM75 103H77V102H75ZM81 103V102H80ZM94 103H93V105H94ZM125 103V102H124ZM135 103H131V104H135ZM140 103H141V101H140ZM139 103V104H140ZM143 103V102H142ZM142 103L140 104L141 106H142ZM156 103H158V102H156ZM165 103V102H164ZM163 103V104H164ZM176 102H174V104H175ZM27 105V107H26V105ZM34 104V103H33ZM37 104V103H36ZM42 104V103H41ZM59 104V103H58ZM71 104V103H70ZM84 104H85V102H84ZM106 104L104 105V106H106ZM129 105H130V103H128ZM159 104V103H158ZM166 104H164V106H167ZM169 104H170V101H169ZM172 104V103H171ZM187 104H189V102L187 103ZM194 104V103H193ZM31 105V104H30ZM54 104H52V106H53ZM64 105V104H63ZM73 105V104H72ZM78 105V104H77ZM80 105V104H79ZM78 105V106H79ZM82 105V104H81ZM87 105H89V104H87ZM94 105V106H95ZM109 105V104H108ZM111 105V104H110ZM109 105V106H110ZM119 105H120V103H119ZM136 105V104H135ZM143 105H144V103H143ZM148 104L146 103V106H147ZM152 105H154V104H152ZM160 105H162V104H160ZM44 106H46V105H44ZM43 106V109H42V106L41 107H39V108H41L43 111H42V114L43 115H41V117L39 118V119H41V121L39 120H37L38 122H40V123H38L41 127L44 125V128H46L45 127V125H47L46 123H47V121H48V123H49V125L50 124H52V126H54L53 124L54 123H60V121H64V119L66 120V116H65V114H63V117L61 116V114L59 115V113H60V111L62 112L63 111V109L61 110L59 107V111H58V109L57 110H53V108L52 107H50V108H52V109H48L49 108V106H48V104H47V106H48V108H46V107H44ZM55 106V105H54ZM66 106H68V105H66ZM84 106V105H83ZM83 106L81 107L82 108V110H83ZM93 106V107H94ZM97 106V105H96ZM95 106V107H96ZM139 106V105H138ZM140 106V107H141ZM146 106H143V108H145ZM158 106V105H157ZM171 106V105H170ZM169 106V107H170ZM175 106V105H174ZM186 106H188V105H186ZM35 107H36V105H35ZM56 107V106H55ZM76 107V106H75ZM98 107V106H97ZM110 107H112V105L110 106ZM121 107V106H120ZM123 107H126V106H124L123 105ZM128 107V106H127ZM126 107V108H127ZM129 107H131V108H133V107H135L136 108V106H129ZM151 107H154V106H151ZM150 107V108H151ZM158 107H160L159 109H161V106H158ZM168 107V108H169ZM176 107H174L175 109H176ZM183 107H185V105L184 106H182V108ZM198 107V106H197ZM30 107H28V109H29ZM32 108V107H31ZM30 108V109H31ZM37 108H38V105H37ZM48 109V110H46V109ZM76 108H78V107H76ZM106 108H107V106H106ZM105 108V109H106ZM122 108V107H121ZM135 108H133V109H135ZM142 108V107H141ZM156 108V107H155ZM154 108V109H155ZM166 108V107H165ZM193 108V107H192ZM195 108V107H194ZM44 109L47 111L46 113H43L44 112ZM109 109V108H108ZM125 109V108H124ZM153 108H151V111H153L152 110ZM157 109V108H156ZM107 110V109H106ZM140 110L141 109H139V110H137V111H135V112H140ZM168 110H170V109H168ZM186 109H184V111H185ZM188 110V109H187ZM190 110V109H189ZM188 110V111H189ZM192 110V109H191ZM201 110V109H200ZM30 111V110H29ZM27 112V113H30V112ZM32 111H34V108H33V110ZM37 111V110H36ZM77 111H78V109H77ZM83 111V112H84ZM122 111H123V109H122ZM125 111V110H124ZM145 111V109L143 110V112ZM151 111H149L150 112V114H151ZM155 111V110H154ZM164 111V110H163ZM163 111L161 112V114L163 113ZM171 111H172V109H171ZM171 111L170 112H166V110H165V112H166V115H167V113H171ZM176 111V110H175ZM195 111V110H194ZM198 111V110H197ZM25 112V113H26ZM65 112V111H64ZM75 112V111H74ZM109 112V113H110ZM134 111H133V113H135ZM146 112V111H145ZM148 112V113H149ZM157 112V111H156ZM33 113V112H32ZM37 113V112H36ZM39 113H40V111H39ZM70 113V112H69ZM69 113H68V115L67 116H69ZM72 113V112H71ZM70 113V114H71ZM78 113V112H77ZM133 113H131L132 115H134ZM147 113V112H146ZM146 113H143V114H146ZM153 113V112H152ZM181 113V114H180ZM187 113V112H186ZM195 114H196V112H194ZM201 113H203V112H201ZM41 114V113H40ZM39 114V115H40ZM73 114H75V113H73ZM79 114V113H78ZM81 114V113H80ZM106 116H105V115ZM123 114H120V115H123ZM150 114H149V116H150ZM155 114V115H154ZM153 115L154 116H156V113H154ZM158 114H160V113H158ZM193 114V113H192ZM34 115H35V113H34ZM77 115V114H76ZM76 115H74L73 117H75ZM102 115H104L105 117H106V120L108 119V121L105 123V122H102L104 119H105V117H101ZM118 115V116H117ZM136 115V114H135ZM140 116H141V114H139ZM139 115H138V117H135L134 116V118H132L131 116V118L130 119H134V120H137L136 118H139ZM171 115V114H170ZM174 115V114H173ZM188 115H190V114H188ZM24 116V115H23ZM25 116H27V118L29 119L30 117H28V115H25ZM32 116V115H31ZM65 116V117H64ZM80 116H82V115H80ZM153 116V117H154ZM159 115H157V117L156 118H159L158 117ZM162 116V115H161ZM164 116V115H163ZM169 116V115H168ZM33 117V116H32ZM79 117V116H78ZM78 117H76V118H78ZM83 117V116H82ZM142 117V116H141ZM141 117L139 118V119H141ZM148 117V116H147ZM153 117H151V119L153 118ZM173 116H171V118H172ZM24 117H22L21 119H23ZM26 118V117H25ZM76 118H74V120L76 119ZM104 118V119H103ZM125 118H126V120H125ZM142 118H144V117H142ZM146 118V117H145ZM155 117H154V119H156ZM166 118V117H165ZM171 118H170V120H171ZM176 118H173L172 119V121L174 122V123H176L175 122V119ZM189 117H187V119H188ZM21 119H20V121H21ZM69 119H70V116H69ZM80 119V118H79ZM79 119H78V121H79ZM83 119V118H82ZM82 119H80V121H81V123H82ZM123 119L125 120L124 121V123L122 122L123 121ZM129 119V121L131 122V120ZM138 119V120H139ZM168 119H169V117H168ZM25 120H27V119H25ZM30 120H32V119H30ZM77 120V119H76ZM148 120V119H147ZM149 120H150V117H149ZM157 120V119H156ZM159 120V122L161 121V119L159 118L158 119ZM163 120V119H162ZM170 120H168V122L170 121ZM37 121H35V124H33V125H36V122ZM63 121H62V123H63ZM71 121V120H70ZM139 121H141V120H139ZM143 121H144V119H143ZM155 121V120H154ZM165 121V120H164ZM23 122H24V120H23ZM27 121H25V123H26ZM69 122V121H68ZM108 122H110L109 124H108ZM132 122H134V121H132ZM146 122V121H145ZM148 122V121H147ZM146 122V123H147ZM158 122V121H157ZM158 122V123H159ZM167 122V123H168ZM19 123L20 122H18V125H19ZM29 122H27V124H28ZM32 123V122H31ZM62 123H61V126H67V122L64 124V125H62ZM71 123H75V121L73 122H71ZM77 123V122H76ZM75 123V124H76ZM136 123H137V121H136ZM140 123V122H139ZM139 123H137V124H139ZM146 123H141V124H146ZM150 123V122H149ZM154 123H156V122H154ZM154 123H152V125L154 124ZM160 123H162V122H160ZM158 124V125H161L162 126V124ZM165 123V122H164ZM173 123V124H174ZM22 124H24V123H22ZM69 124V123H68ZM79 124V123H78ZM78 124H76L77 126H78ZM131 124H135V123H131ZM137 124H135V125H137ZM140 124V125H141ZM148 124V123H147ZM170 124V123H169ZM169 124H168V126H169ZM173 124L171 125L170 124V126L172 127L173 126ZM18 125H16L17 127H19ZM21 125V124H20ZM48 125V126H49ZM56 125V124H55ZM75 125V126H76ZM81 125H84V124H81ZM109 125V126H108ZM126 125H128V124H126ZM125 125V126H126ZM135 125H133V126H135ZM150 125H151V123H150ZM151 125V126H152ZM164 125V124H163ZM174 125H176V124H174ZM237 125H239V127L237 126ZM22 126V125H21ZM24 126H25V124H24ZM60 126V127H61ZM73 126V125H72ZM74 126V127H75ZM77 126H76V128L75 129H78L77 128ZM85 126V125H84ZM124 126V127H125ZM139 128L142 126H139V125H137ZM137 126H135L136 127V130H135V132L137 131ZM146 126H148V125H146ZM156 126H157V124H156ZM156 126H154V128L156 127ZM160 126V127H161ZM169 126V127H170ZM177 126V125H176ZM238 128H237V127ZM26 127V126H25ZM31 127H32V125H31ZM59 126H58V128H60ZM69 127V126H68ZM70 127H71V125H70ZM83 127V126H82ZM115 127V128H114ZM123 127V128H124ZM135 127H132V129L134 130L135 129ZM145 127V126H144ZM159 127V126H158ZM33 128V127H32ZM34 128H35V126H34ZM38 128V126H36V128L34 129V130H38L37 129ZM48 128V127H47ZM51 128V127H50ZM55 128H57V127H55ZM62 128H64V127H62ZM61 128V129H62ZM79 128H80V126H79ZM122 128V129H123ZM142 128H143V126H142ZM151 128V127H150ZM157 128V127H156ZM164 128H165V126H164ZM163 127H162V130L164 129ZM172 128H177V127H172ZM181 128V127H180ZM188 128V129H189ZM236 128V129H235ZM26 129V128H25ZM25 129H23V130H25ZM42 129H43V127H42ZM52 129V128H51ZM53 129H54V127H53ZM60 129V130H61ZM68 129V128H67ZM67 129H65L64 131H68ZM70 129H72V128H70ZM82 129V128H81ZM108 129V130H109ZM113 129V130H112ZM122 129L120 130V131H118V130H116V132L118 131V132H121L122 131ZM127 129V130H126ZM132 129H130V127H128L127 128V126H126V128H124V130H126V131H128V130H132ZM148 129V128H147ZM143 130V131H141V132H139L140 130L138 129V132L139 133H141V135L143 134V132H146V133H148L147 131L148 130ZM153 129V128H152ZM161 129V128H160ZM178 129V128H177ZM176 129V130H177ZM231 129V130H230ZM239 129H240V131H239ZM22 130V131H23ZM29 130H30V128H29ZM48 130V129H47ZM54 130H57V129H54ZM54 130H51L52 132L51 133H53V131ZM79 130V129H78ZM83 130V129H82ZM124 130L122 131V132H124ZM142 130V129H141ZM151 130V129H150ZM155 130H157V129H155ZM165 131L167 130V129H164ZM163 130V131H164ZM173 130V129H172ZM178 130H180V129H178ZM178 130L177 131H173V136H174V132H176V134L177 133H179L178 132ZM184 130H186V129H184ZM27 131H28V129H27ZM38 131H40V129L38 130ZM38 131H36V133L38 132ZM99 131V130H98ZM153 131V130H152ZM167 131H170V130H167ZM166 131V132H167ZM183 131V130H182ZM29 132V131H28ZM34 132V131H33ZM41 132V135H44V133L42 134V132L43 131H40ZM46 132V131H45ZM60 132V131H59ZM72 132V131H71ZM90 132V134H92ZM101 132V131H100ZM117 132V133H118ZM131 132H133V131H131ZM137 132V135H134V137L135 136H139L138 133ZM154 132V131H153ZM153 132H151V131H149V133H151L149 136L151 137V135H152V133ZM158 132H160V131H158ZM162 132V131H161ZM166 132H164V133H166ZM184 132V131H183ZM183 132H180L179 133V135H180V138L182 137V135L184 134ZM189 132H191V131H189ZM22 133V132H21ZM30 133H32V132H30ZM35 133V134H36ZM50 133V132H49ZM54 133H55V131H54ZM53 133V134H54ZM57 133V132H56ZM64 133V132H63ZM68 133V132H67ZM67 133L65 132V134L67 135ZM102 133V132H101ZM116 133V134H117ZM128 133H130V132H128ZM134 133V132H133ZM186 133H187V131H186ZM191 133H193V132H191ZM33 134V133H32ZM34 134V135H35ZM40 134V133H39ZM48 134V133H47ZM52 134V135H53ZM64 134V135H65ZM71 134V133H70ZM111 134H113V136H115L116 134H114V133H111ZM118 134H123V133H118ZM125 134H127V133H125ZM125 134H123V135H125ZM131 134V133H130ZM145 134V133H144ZM142 135V137L143 136H145V135ZM159 134V133H158ZM167 134V133H166ZM171 134V135H172ZM175 134V135H176ZM230 134V133H229ZM19 135V136H18ZM24 135V134H23ZM22 135V136H23ZM26 135V134H25ZM28 135V134H27ZM40 135V136H41ZM48 135H51V134H48ZM55 135H57V134H55ZM59 135V134H58ZM57 135V136H58ZM69 135V134H68ZM102 135V134H101ZM129 135V134H128ZM133 135V134H132ZM140 135V136H141ZM157 135V134H156ZM155 134H154V138L156 137H158V136H156ZM161 135V134H160ZM159 135V136H160ZM165 135V134H164ZM163 135V136H164ZM170 135V136H171ZM179 135L177 134L176 136H177V138L179 139ZM224 135V134H223ZM71 136V135H70ZM83 136H85V137H88L87 139L85 138V137H83ZM107 136H105L106 138H107ZM118 137H120V135H117ZM146 136H148V134H146ZM167 136H169V135H167ZM175 136V137H176ZM198 136V135H197ZM196 136V137H197ZM44 137L45 136H42V139H41V142H42V144H43V139H44ZM48 136H46L45 138H47ZM75 137H77V135L75 136ZM74 137V138H75ZM93 137H94V139H93ZM98 137V136H97ZM100 137V136H99ZM116 137V136H115ZM124 137V136H123ZM130 137V136H129ZM129 137L128 136H126V138H128L129 139ZM132 137V136H131ZM133 137V138H134ZM142 137H140V138H142ZM165 137V136H164ZM194 137V136H193ZM192 137V138H193ZM201 137V138H202ZM221 137V136H220ZM56 138V137H55ZM58 138V140H59V137H57ZM73 138V139H74ZM125 138V139H126ZM133 138H130V139H133ZM136 138V137H135ZM139 138V139H140ZM147 138V137H146ZM162 138V135L160 136V139ZM171 139H170V141L172 142V136L170 137ZM177 138H175V139H177ZM184 138H185V134H184ZM224 138V137H223ZM49 140H51V137H49L48 138ZM99 139H101V138H99ZM113 139H116V138H113ZM151 139V138H150ZM164 139V138H163ZM166 140H168V137L167 138H165ZM174 139V140H175ZM178 139H177V141H178ZM221 139H222V137H221ZM35 140V141H34ZM54 140V139H53ZM75 140V139H74ZM109 140V139H108ZM140 140H142V139H140ZM145 140V139H144ZM149 140V139H148ZM154 140H156V139H154ZM153 140V141H154ZM202 140V139H201ZM214 140V139H213ZM46 141V140H45ZM48 141V140H47ZM101 141H102V143H101ZM103 140H99V142H98V140L97 141H95L94 143H96V142H98V145L101 143L102 145H106V143L105 144H103V142H104ZM118 141V140H117ZM139 141V140H138ZM147 141V140H146ZM146 141H143V143H145ZM157 141H159V140H157ZM157 141H155L154 142V144L157 146L156 148L157 149H159L160 147H158V145L156 144L157 143ZM160 141H162V143H163V140L161 139ZM198 141H200V140H198ZM48 142H50V145H51V141H48ZM79 142V143H78ZM112 142V143H113ZM123 142V141H122ZM125 142H126V140H125ZM128 142V141H127ZM137 142V141H136ZM165 142V141H164ZM170 142V143H171ZM175 143H176V140L174 141ZM179 142V141H178ZM177 142V143H178ZM203 142V141H202ZM213 142V141H212ZM234 142V143H235ZM46 144H43V145H41L40 144V142H38V144H40V146H39V148H44L45 147V145L47 146V142H45ZM54 143V142H53ZM52 143V145H54ZM69 143H71V144H73V145H71L70 146V148H69V146L67 147V149L65 148V146L66 145H68ZM115 143H113V145L115 144ZM137 143H139V142H137ZM140 143H141V141H140ZM147 143H149L148 141H147ZM152 143V142H151ZM151 143H149L150 144V147L152 148V146H151ZM160 143V142H159ZM161 143V144H162ZM168 143H169V141H168ZM174 143V144H175ZM239 143H240V145H239ZM12 145L11 147L15 150V151H13L12 149V151L11 150H9V147H7V146H9V145ZM89 144H90V142H89ZM92 144V143H91ZM97 144V143H96ZM121 144V145H122ZM154 144H152L153 146H155ZM164 144V143H163ZM162 144V145H163ZM195 144V145H196ZM82 145V144H81ZM87 145V144H86ZM85 145V146H86ZM142 145H144V148H146L147 149V147H148V145H146L147 147H145V144H142ZM170 145V146H169ZM169 145H167L168 147H171V144H169ZM173 145V144H172ZM179 145V144H178ZM213 145H214V143H213ZM213 145L212 144H210V146L211 147H213ZM44 146V147H43ZM89 146V145H88ZM96 146V145H95ZM175 146H177V145H175ZM184 146H179V147H184ZM204 146V147H205ZM209 146V145H208ZM208 146H206V148L208 147ZM239 146V147H238ZM56 147V146H55ZM55 147H53V148H55ZM87 147V146H86ZM98 147V146H97ZM101 147V146H100ZM99 147V148H100ZM109 147V146H108ZM115 147V146H114ZM114 147L112 146V148L111 149H113V150H115L114 149ZM126 147H127V145H126ZM132 147H131V149H132ZM135 147H137V149L135 148V151H132V152H130L129 154H132V153H135L136 152V150H138V147L139 146H135ZM140 147H142L141 145H140ZM167 147V148H168ZM178 147V146H177ZM176 147V148H177ZM197 147H198V149H197ZM210 147V148H211ZM217 148H218V145L216 146ZM93 148V147H92ZM123 148H124V150H123ZM155 148V147H154ZM166 148V147H165ZM164 148V149H165ZM174 148V147H173ZM173 148H171V150L173 149ZM202 148H203V146H202ZM209 148V147H208ZM216 148V149H217ZM110 149V150H111ZM134 149V148H133ZM140 149V148H139ZM149 149V148H148ZM148 149H147V151H148ZM153 149V148H152ZM156 149V151H154V153L153 152H149V153H153V154H149L148 152V154H149V156H152V157H154V161L156 160V159H159L158 157L160 156V153H158L159 154V156H157V158L155 159V156H153V155H157L156 153H157V150ZM180 149H183V148H180ZM215 149V148H214ZM213 149V150H214ZM40 150V149H39ZM42 150V149H41ZM44 150V149H43ZM88 150V149H87ZM91 150V149H90ZM94 150V149H93ZM109 150V151H110ZM144 150V149H143ZM161 150H163V149H161ZM177 150H179L178 148H177ZM177 150H175V149H173V152L174 151H177ZM185 150H182V151H185ZM76 151V152H75ZM95 151V150H94ZM124 151V152H123ZM153 151V150H152ZM160 151V150H159ZM168 151H169V149H168ZM181 151V150H180ZM208 151V150H207ZM138 152L139 151H137V154H138ZM146 152V150L144 151V153ZM156 152V153H155ZM164 152V151H163ZM162 152V153H163ZM173 152L170 154V153H168V155H170V156H172V154H173ZM216 152V151H215ZM93 153V154H92ZM118 153V154H117ZM119 153H123V155L121 154H119ZM140 153H143L142 152V148H141V152H139V155H140V157L142 158L143 156H142V154H140ZM147 153H145V154H147ZM165 153V152H164ZM179 153V152H178ZM182 153V152H181ZM181 153L180 154H178V157H179V155H181ZM204 153H205V151H204ZM40 154V155H39ZM89 154H90V156H89ZM115 154V155H114ZM125 154H127V153H125ZM148 154H147V156H148ZM176 154V153H175ZM174 154V155H175ZM216 154V153H215ZM22 155V156H21ZM135 155V154H134ZM134 155L132 156V158H134ZM138 155V156H139ZM144 155V154H143ZM162 155V154H161ZM181 155V156H182ZM125 156H127V155H125ZM129 156V155H128ZM131 156V155H130ZM137 156V155H136ZM136 157L137 158V161L139 162L138 164H141V166H142V163H140L141 161L138 159L139 157ZM164 156H167V155H164ZM177 156V155H176ZM175 156V157H176ZM180 156V157H181ZM212 156V155H211ZM103 157V158H102ZM151 157V158H152ZM161 157V159H162V157L163 156H160ZM178 157H176L177 159L176 160H178L179 158ZM10 158V162L8 163V164H6V160L7 159H9ZM98 158V157H97ZM126 158V157H125ZM128 158V157H127ZM131 158V157H130ZM130 158L128 159V160H130ZM147 158V157H146ZM149 158V157H148ZM169 158H171V157H169ZM168 157H167V160L165 161L166 162V164H167V161H169L170 159H169ZM182 158V157H181ZM180 158V161H181V164L183 165V163H184V161H183V163H182V159ZM216 158V157H215ZM175 159V158H174ZM174 159H172V161L174 160ZM205 159V160H204ZM96 160H99V161H97V163H96ZM133 160V162H134V159H132ZM136 160V159H135ZM141 160H145V159H141ZM147 160V159H146ZM150 160V159H149ZM147 161V163L149 162V164H151V162L150 161ZM152 160V159H151ZM185 160L187 161L188 159H186L185 158ZM103 161V160H102ZM101 161V164L105 161H103L102 162ZM154 161H152V164H155L154 163ZM171 161V162H172ZM175 161V160H174ZM179 161V160H178ZM178 161H176L177 162V164H179L178 163ZM179 161V162H180ZM189 161H188V163H189ZM215 161V160H214ZM74 162V164L76 163V165H78L79 164V166H80V168L84 171H80L78 168H75V169H78L79 170V172H80V174H79V176L81 175V177H85V180L87 181L86 182V185H85V188L87 189H89V190H91V191H85V196H82L81 197V195H83L82 193L84 192V191H81L82 189H79V188H77V190L78 191H81V195H80V197L78 196V198H76L77 197V193H79V192H77L76 194H75V196L76 197H74V198H72L71 196H68L70 193H73V188H75V187H71V186H69L70 184H71V182H68V181H70V180H72V182H73V184H74V181H78V183H77V185H80L81 183H79V180L80 179H82V178H76V175H78L77 173L75 174V173H73V171L74 170H72L71 169V164ZM131 162V161H130ZM136 162V161H135ZM205 162V163H206ZM211 162H213V161H211ZM210 162V163H211ZM96 163V164H95ZM106 163H104V164H106ZM145 161H144V164H147ZM172 163H175V162H172ZM186 163V162H185ZM188 163H187V165H188ZM115 164L113 165V166H115ZM131 164V163H130ZM159 164H162L161 162L159 163ZM163 164H164V162H163ZM163 164L162 165H160V167H162L163 166ZM212 164V163H211ZM214 164V163H213ZM11 165V166H10ZM112 165V164H111ZM129 165V166H128ZM134 166H136V163L135 164H133ZM132 165V166H133ZM148 165V164H147ZM147 165H145L146 167H147ZM156 166H157V164H155ZM180 165V164H179ZM4 166H8V168H5ZM107 166V165H106ZM132 166L130 167V169L132 168ZM134 166H133V170H135L136 172H137V170H139V169H137L136 170V168H138V167H135L134 168ZM137 166H140V165H137ZM140 166V167H141ZM154 166V165H153ZM174 166H176V163H175V165ZM173 166V167H174ZM178 166V165H177ZM176 166V167H177ZM184 166V165H183ZM208 166H209V164H208ZM212 166V165H211ZM211 166H209V167H211ZM217 166V165H216ZM219 166V165H218ZM217 166V167H218ZM116 167V166H115ZM159 167V166H158ZM163 167H166V169H167V166H163ZM162 167V168H163ZM168 167H169V165H168ZM172 167V166H171ZM180 167H181V165H180ZM5 168V169H4ZM73 168V169H74ZM109 168V167H108ZM112 168V167H111ZM145 168V167H144ZM148 168L150 169V167L148 166ZM155 168V167H154ZM162 168H160V169H162ZM208 168V167H207ZM212 168H214V166L212 167ZM38 169H41V171H43V172H40V171H38V172H36ZM106 169V168H105ZM174 169V168H173ZM172 169V170H173ZM183 169V168H182ZM187 169V168H186ZM34 170H36L35 172H34ZM78 170H76L77 172H78ZM108 170V169H107ZM106 170V172H108V171H111V169H109L108 171ZM113 171H115V170H117V169H112ZM129 170V169H128ZM128 170L126 171V172H128ZM132 170V169H131ZM131 170H129V171H131ZM140 170H142V167L140 168ZM168 170H170V168L168 169ZM206 170V169H205ZM69 171H72V172H70L71 174L69 175ZM75 171V172H76ZM148 171V170H147ZM154 171V170H153ZM157 171L158 170H156L155 172L157 173ZM161 171H163V169L161 170ZM167 171V170H166ZM175 171H178V172H181V173H183L182 171H179V169L178 170H175ZM190 171V172H191ZM78 172V173H79ZM119 172H120V170H119ZM132 172H134V171H131V172H129V173H132ZM140 172V171H139ZM145 172H146V170H145ZM144 172V173H145ZM150 172H151V170H150ZM169 173L171 172V171H168ZM184 172H185V170H184ZM215 172V171H214ZM109 174H110V172H108ZM108 173H106V174H108ZM122 173V172H121ZM120 173V174H121ZM147 173V172H146ZM153 173V172H152ZM151 173V175H153ZM160 173V172H159ZM158 173V174H159ZM163 173H164V171H163ZM169 173H168V176L169 177H175V176H178L179 177V175H180V177L182 176V174H178V175H175V176H170L169 175ZM194 173V172H193ZM200 173V174H199ZM106 174H104V176L106 175ZM111 174H112V171H111ZM110 174V175H111ZM118 174V173H117ZM119 174V175H120ZM135 174V173H134ZM139 174H142V172L141 173H139ZM149 174V173H148ZM184 174H187L186 172L184 173ZM191 174V173H190ZM110 175H108V176H110ZM122 175V174H121ZM138 174H136V176H137ZM149 176L148 175V177L149 178H147V179H150V177L152 178V176ZM173 175V174H172ZM215 175V174H214ZM115 176V175H114ZM124 176V175H123ZM128 176H131V179L132 178H134L133 177V174L132 175H128ZM127 175L125 176V177H128ZM135 176V175H134ZM135 176V177H136ZM141 176V175H140ZM143 176H147V174L145 175V174H143ZM164 176H166L165 174H164ZM192 177H194L193 175H191ZM197 176V177H196ZM73 177V178H72ZM107 177V176H106ZM106 177H105V179H106ZM117 177L119 178V176L117 175ZM145 177L143 178V180L145 179ZM156 177H157V174H156ZM160 177V176H159ZM161 177H162V175H161ZM168 177V178H169ZM177 177V178H178ZM218 177V178H217ZM104 178V177H103ZM113 178V177H112ZM123 179V177L122 176H120V179ZM140 178H142V177H140ZM139 178V179H140ZM164 179H166L167 178V176H166V178L165 177H163ZM217 178V179H216ZM76 179V180H75ZM99 179H101L102 180V178H99ZM136 178H134V179H132L133 180V182H134V180H135ZM139 179H137V182H139L138 184H142L143 185V183L144 182H142L141 180L139 181ZM154 179V178H153ZM169 179H171V178H169ZM169 179H168V181H169ZM173 179V178H172ZM183 179V178H182ZM240 179H242V180H240ZM108 180V179H107ZM119 180V179H118ZM129 180V179H128ZM167 180V179H166ZM179 180V179H178ZM186 180H187V178H186ZM187 180V181H188ZM44 183H43V182ZM82 181H83V179H82ZM114 181H116L115 180V178H114ZM119 181H121V180H119ZM131 181V180H130ZM130 181H127V182H130ZM136 181V180H135ZM146 181V183H147V181H148V183H149V181L150 180H145ZM174 181V180H173ZM183 181V180H182ZM42 182V183H41ZM84 182V181H83ZM125 182V181H124ZM127 182H125L124 184H123V186L124 187H126L125 185H127L128 183ZM132 182V181H131ZM131 182H130V184H131ZM137 182H135V183H137ZM184 182V181H183ZM182 182V183H183ZM68 183H70L69 185H68ZM106 183V182H105ZM118 183V182H117ZM147 183V184H148ZM151 184L152 183H154L153 181H151L150 182ZM163 183H165L164 181H163ZM179 183V182H178ZM83 184V183H82ZM81 184V185H82ZM103 184V183H102ZM101 184V185H102ZM155 184V183H154ZM153 184V185H154ZM160 184V183H159ZM179 184H181V182L179 183ZM233 185V187L231 188V187H229L230 185ZM74 185H76V182H75V184ZM117 185V184H116ZM134 185V184H133ZM137 185V184H136ZM136 185H134L135 187H136ZM142 185H139V186H142ZM156 185V184H155ZM161 185V184H160ZM165 185V184H164ZM167 185V184H166ZM177 185V184H176ZM231 185V186H232ZM32 186L34 187V188H32ZM118 186H120V185H118ZM127 186H129L130 187V185H127ZM139 186H137V187H139ZM150 186H152V185H150ZM156 186H159V185H156ZM162 186V185H161ZM186 186V185H185ZM72 188V190H71V188ZM102 187V186H101ZM121 187H122V185H121ZM128 187V189H130ZM160 187V186H159ZM183 187V186H182ZM82 188H83V186H82ZM100 188V187H99ZM105 188V187H104ZM140 188H142V187H140ZM171 188V187H170ZM185 188V187H184ZM101 189V188H100ZM106 189H107V187H106ZM124 190H125V188H123ZM123 189H121L122 191H123ZM128 189H126V190H128ZM131 189H132V187H131ZM158 189V188H157ZM161 189H164V187H162ZM84 190V189H83ZM108 190V189H107ZM113 190V189H112ZM116 190H118L117 188H116ZM115 190V191H116ZM135 190V188L134 189H132V191H134ZM137 190H139V191H141L140 189H136L134 192H136ZM142 190H144V189H142ZM160 190V189H159ZM100 191V190H99ZM119 191V190H118ZM129 191V190H128ZM131 191V190H130ZM129 191V192H130ZM158 191V190H157ZM156 191V192H157ZM164 191H166V189L164 190ZM164 191H161V192H164ZM75 192V191H74ZM101 192H103V191H101ZM160 192V191H159ZM156 193L157 194V196H159L158 194H160V193ZM168 192H169V190H168ZM167 192V193H168ZM187 192V191H186ZM133 193V192H132ZM137 193V192H136ZM167 193H165V196L167 195ZM170 193V192H169ZM184 193V192H183ZM104 194V193H103ZM173 194V193H172ZM186 194H188V193H186ZM185 194V195H186ZM105 195V194H104ZM2 196H0V197H2ZM63 196V197H62ZM96 196V197H95ZM103 196V195H102ZM102 196H100L101 198H102ZM140 196V197H141ZM162 196H163V193H162ZM187 196V195H186ZM197 196H195L194 195V197H196L197 198ZM60 197H62V198H64V199H66L65 197H70L71 198V200L73 199V203L76 205V210H78L79 211V214H80V212L82 211V210H84L86 213L84 214L83 212H81V214L83 215V217L84 218H82V216L81 215H79V214H77L76 212H75V210H73V212H72V210H71V212L69 211L68 212V210L66 211H64V210H62L61 209V206H64V205H66V204H64V205H60V209L58 208L57 210H56V213H55V211L53 212V210H55V208L53 207V204L52 203H54L55 201V199H57L58 200V198H60ZM135 197V196H134ZM185 197V196H184ZM190 197H191V194H190ZM194 197H192L193 199H194ZM142 198V197H141ZM154 198V199H153ZM64 199H63V201H64ZM185 199H189L188 197L187 198H185ZM249 200V202L250 203H248L247 202V204H248V206H244V205H242L243 204V202L244 203H246L245 201H247V200ZM1 200H3L2 198H1ZM10 200V199H9ZM12 200V199H11ZM14 200H16V201H14ZM57 200H56V202H57ZM59 200H62V199H59ZM70 199L68 200V198H67V200L66 201H64V202H66V203H68V202H70L71 201ZM108 200V199H107ZM144 202H143V201ZM68 201V202H67ZM98 201L101 203V201H100V199L98 198ZM110 201V200H109ZM185 201V200H184ZM7 202V203H8ZM55 202V203H56ZM158 202H160L159 203V205H157V203ZM186 202V201H185ZM7 203H6V205H7ZM61 203V202H60ZM59 203V204H60ZM111 203H112V201H111ZM187 203V202H186ZM171 204L174 206H171ZM197 204V203H196ZM10 205V204H9ZM54 205H56V204H54ZM58 205V204H57ZM69 205H70V203H69ZM186 205V204H185ZM188 205V204H187ZM246 205V204H245ZM73 206V205H72ZM71 206V207H72ZM85 206H90L89 207V209L88 208H86ZM146 206H148V207H146ZM166 207V208H163V207ZM189 206V205H188ZM191 206V205H190ZM56 207V206H55ZM66 207V206H65ZM111 208V209H109V208ZM54 208V209H53ZM70 208V207H69ZM171 208V212H169L170 214H168V210ZM179 209V214L178 215H176V214H174V211H173V209ZM8 209H10V208H8ZM66 209V208H65ZM106 209H109V210H112V212H108V210L106 211ZM149 209L150 210H156V212H157V214H152L153 212H149ZM193 209V208H192ZM260 210V212H262V213H260L259 214V216L258 217H255V212L257 211V210ZM187 210H190V209H187ZM98 211V210H97ZM97 211H96V213H97ZM195 211V210H194ZM53 212V213H52ZM90 212V211H89ZM88 212V213H89ZM90 212V213H91ZM101 211H99V213H100ZM137 212H139L140 214H142V218L139 220V222H141V223H143V226H145L146 227V229H149V230H151L152 231V234H153V238H152V240L148 243V244H145V243H143V241H142V236H141V234H140V230L138 229V230H136L139 226H137V227H133V223H129L130 221H129V219L127 220L125 217L127 216V218H129L128 216H130V217H132L135 213H137ZM8 213V212H7ZM13 213V212H12ZM22 213V212H21ZM47 213H49L51 216H50V218H47L46 216H49V214L47 215ZM55 213V214H54ZM87 213V216H89V215H91V214H88ZM95 213V212H94ZM99 213H97V214H99ZM102 213H103V211H102ZM108 213H109V215H112V216H110L109 217V219H108ZM139 213H137V215H138V217H139ZM184 213V212H183ZM189 213V212H188ZM96 214V215H97ZM101 214V213H100ZM185 214H187V213H185ZM15 215V214H14ZM93 215H95V214H93ZM103 214H102V217L104 216ZM154 215H157L156 217L154 216ZM167 215H170L171 217L170 218H168V216ZM258 215V214H257ZM260 215H261V218H260ZM27 216V215H26ZM80 216H81V218H80ZM135 216V215H134ZM196 216H198V215H196ZM29 218V217H28ZM78 218V219H77ZM118 220H117V219ZM134 218H137L136 216L134 217ZM196 218V217H195ZM194 218V219H195ZM6 219L7 218H5L4 216H2L1 215V213H0V264H50V263H48V261H50V259L49 258H45V256H41L42 254H40L39 255V253L37 252V250L40 252L41 250H39L41 247H39V249L36 247L38 244H36L35 245V242L34 243H31V242H33V241H30L29 239H27L30 243H27L28 241H26L25 242V240L26 239H23L22 240V238L23 237H20L18 234H17V232H15L14 230H12V229H8V227L9 226H11L12 227V224L11 225H7L6 223H5V221H6ZM108 219V221L109 222H107L106 220ZM186 219V220H185ZM120 220H122L121 222H120ZM191 220V221H190ZM110 221H112V223H113V221H118V222H115V223H117V224H121L122 226H123V228H121L120 227V230L119 231H117L116 229H118L119 228V225H118V227L117 228H115V230L113 229V225L114 224H112ZM125 221V222H124ZM129 221V222H128ZM86 222V221H85ZM107 222V223H106ZM134 222V221H133ZM201 222V223H202ZM9 223V222H8ZM106 223V224H105ZM37 224V223H36ZM16 225H18V224H16ZM54 225H51V226H54ZM137 224L135 223V225L134 226H136ZM8 226V227H7ZM141 226V225H140ZM48 227H50V226H48ZM85 227H87V228H85ZM10 228V227H9ZM46 228V227H45ZM51 228V227H50ZM84 229H83V232H84ZM89 229V228H88ZM122 229V230H121ZM205 229V230H204ZM16 230V229H15ZM22 230V229H21ZM24 230V229H23ZM44 230V229H43ZM51 230V229H50ZM142 230V229H141ZM25 231V230H24ZM19 232V234H20V232L21 231H18ZM23 232V231H22ZM49 232H51V231H49ZM83 232H81V234L83 233ZM113 232V233H112ZM85 233V232H84ZM86 233V234H87ZM111 233H112V235H113V237L114 238H110V240H114L115 238V240H114V243H113V246H114V248H106V247H104L103 249H102V247L104 246V245H102V247H100L101 248V250L99 249V248H96L95 246L93 247V244L92 243H94L95 244V242H97L96 240L97 239H99L100 240V238L101 237H111ZM25 234V233H24ZM81 234H79L78 235V237L79 236H81ZM21 235V234H20ZM26 235V234H25ZM25 235H22V236H24V238H25ZM29 235H30V233H29ZM29 235H28V237H29ZM42 235V234H41ZM83 235H85V234H83ZM19 236V237H18ZM52 234H51V238H52ZM71 236V237H70ZM97 236H98V238H97ZM99 236H101L100 238H99ZM27 237V238H28ZM82 237V236H81ZM96 237V238H95ZM57 239H53L55 242H57L56 240ZM83 239V238H82ZM81 238H80V240H82ZM88 239V240H87ZM106 239V238H105ZM118 239V240H117ZM102 240V239H101ZM100 240V241H101ZM106 240H108L109 241V238L108 239H106ZM146 240V239H145ZM79 241V240H78ZM105 240L103 239V241L102 242H104ZM118 241V242H117ZM106 242V241H105ZM112 242V241H111ZM110 242V243H111ZM115 242H117L118 243V245L117 244H115ZM99 243V242H98ZM97 243V244H98ZM110 243H108L109 245H110ZM104 244H106V243H104ZM116 245V247H115V245ZM60 245V244H59ZM62 245V244H61ZM60 245V246H61ZM64 245V246H65ZM100 245H101V243H100ZM99 245V246H100ZM137 245H139L138 247H139V249H138V253H136V255L133 257L132 256V258H130V253L133 251V249L137 246ZM63 246V247H64ZM108 246V245H107ZM110 246H112V244L110 245ZM62 248V247H61ZM65 249V248H64ZM137 249V248H136ZM45 251V250H44ZM66 251V250H65ZM43 252V251H42ZM133 253V252H132ZM52 255V254H51ZM77 259V258H76ZM94 259V258H93ZM68 261V260H67ZM97 261V262H98ZM75 263V262H74ZM80 264V263H79ZM119 264V263H118Z\"/></svg>",
    "mask_w": 264,
    "mask_h": 264
},
{
    "label": "rangeland",
    "instance_id": "374dc122",
    "mask_svg": "<svg viewBox=\"0 0 264 264\" xmlns=\"http://www.w3.org/2000/svg\"><path fill=\"white\" fill-rule=\"evenodd\" d=\"M10 1L12 2L11 5H13V4H14V5H15V4L18 5V3L21 4V2H22V1H25V0H22L21 2L19 1L18 3L16 2L17 0H14V1H13V0H10ZM28 1H29V0H27L26 2H23V4H21V5H24L25 3H27V5H28V4H29V5H32V4L34 3L33 5H35V2H36V1H37L36 4L41 3V2H44V3L46 2V4L49 3V5H50V2H51V0H43V1H40V0H36V1H35V0H34V2H32L33 0H32V1L30 0L31 2H30V1L28 2ZM39 1H40V2H39ZM48 1H49V2H48ZM91 1H92V2H91ZM93 1H96V0H90L89 3L84 4L85 6L83 5L82 8H84V9L86 8V11H84L85 13L82 11V15L79 13V12H81V11H79V12H76V11L73 12V11H72V13H71V10L69 11V14L71 13V14H70L71 16H70V15H69V16H68V15H65V16L63 17V14H62V18H64V19H62L61 17H57V16H59V15L61 16L60 13H55V12H54L55 14H58V15L56 16V15H53L54 13H51V12L49 11V15L47 14V19H46L47 22L53 23V22H54L53 20H54L55 18L58 19V20L55 19V21H58V22H59V23H58V22H54L55 24H51V25H50L49 23L47 24L48 26H50V30H52V29H51V26L53 27L54 25L57 26V27H56L57 29L59 28L58 30H57V29H53V30H55V31H53V30H52L53 32L50 31L52 34L49 32L50 35H48V37H49V36L51 37V40L54 39L53 37H55L56 42H50V41L48 40V39H50V37H49V38H46V37H42V36H40V37H42V38L39 37V39H40L39 41H38V38L36 39V40H37V43H36V44H39V45H40V43H41L40 46L43 47V48H41V49H44V48H45V49L42 50L41 52H44V51L46 50L45 52H47V53H48V52H49V53L51 52V53H52V51H53V54L50 53L51 55H49V53H48V55H47V54H45V52H44L43 54L48 56V57H45V58H46V60L49 61V63H48V61H47L46 63H43V62H45L46 60L43 59V57H42L41 60H43V61L40 60V61L37 62L38 64L36 63L37 66L34 67L33 72L36 71L35 73H37V70H38V71L40 70V68L38 69V65H39V67H43V68H45V65L48 64V65H50V67H47V65H46V68H45V69H48V68H49V70H48L49 73L47 72V70H46L45 72H46V74H48L49 76H47L46 74H45V76L48 77L49 80H47V78L44 77V78H42V79H39V82H40V83L37 82L38 79H37V81H36V80H35V81H31L32 84H33V82H34L35 85L38 83L37 86H38V88L40 89V91H39V89L36 87V89H37V90H36L37 93L35 92V93H36V94H35L36 96L33 97L34 100H33V98H32V100L30 101L31 103L28 101V103L31 104V105L28 104V107H30V108L32 107V108H31V109H30V108L28 109V107H27V105H26L27 103L25 104L26 107H27V108H26V111L28 112V111L30 110V111H29L30 113H27V112L25 111L26 113L24 112V113L20 116V119H21L22 117H24V118L21 119V121H20V119H19V121H18V122H20L19 125H18V122L16 123V125H18L19 127H17L15 124H13L12 127L15 126V127H16L15 129H16V130H18V129L20 130L21 127H23V129L26 128L25 130H23V129L20 130L22 133H21V132H18V134H20V136H21L20 138H23V137H24V138H26L27 140L31 139V138H29V137H31V136H32L33 138L37 136V137L34 138V139H38V140H39V138H40V141H37V142H36V141L34 140V141H35L34 143H35V144L37 143V146H38V149H37L38 152H37V154L40 153V151H42V155H40L41 153H40L39 155L44 157V156H46L47 154H49V150L51 151V148H52V150L54 149V151H55V149L57 150V148H59V147H57V145L59 146V144H55V143L62 141V138H63V137L66 138V136H68V137H69V138H68L69 140L71 139V141H76V142H77V141L79 140V136H78L79 133H81L82 135H85V134L87 135V134L89 133L87 136H89V135L92 136V135H93V133H92L90 130H89V132L86 131L87 133H85V134L81 132V131L84 132L85 129H86V130L89 129V128H88V127H89L88 122L86 123V120H85L86 118L84 119V117H85V116H84V114H85L84 107H85V110L88 109V108H87L88 106H89V109H90V108H92V109H93V108H94V109L96 108V109H97V108H99V106H101V105L103 104V107L101 106V109H99V110H102L103 112H104V110H105L104 113L106 114V113L108 112L109 115L111 114V112L108 111V110H113L114 113L112 112L111 116H115V114L117 113V111H118V113L120 112V111H119V109H120L121 112H122V113H119V116H120V117L126 115V113H128L129 110H131V111L133 110V111L135 112V111L141 109L140 112H135V113H133V111H132V112H129L127 115L130 114L129 117H130V116H131V117L133 116L132 118H134V116H135V117H138V115L141 114V116L144 117V118H142V117L139 115V118L141 117V119L136 118L137 120H134L135 118H134V119H130L131 117L129 118V117L126 115V116H127V117H126L127 120H126V118H125L126 121H125L124 119H123V121H122L123 123H124V121H125V125L128 124V125H126V126H127V128L130 127V129H132V127H135V126H137V125H139V126L142 125L143 128H142V126H141L140 128L137 126V131H136V132H135L136 127H135L134 130H133V129H132V130H128V131H126L127 129L124 130V128H126L125 125L119 126V128H121V129L125 126V127L122 129V131L124 130V132H122V131H121V132H118V131H120L121 129H118V128H117L118 126H115V127H116V128L114 127L115 130H114L113 132H111V133H114V134H116L117 132H118V133H123V134L127 133V134H125V135H123V134H118V133H117V134L115 135V136H116V137H115V136H113V134H111L110 132H109V133H108V132H107V133L104 132V130H106V128H107V127H105V129L103 130L104 126H106L105 124H101V126L104 125V126H102V127H99L100 124L97 125L96 128H98L99 131H98V130L95 131V129H93L94 135L97 134L96 137H95V139L98 138V139H97L98 142H99V140H103V141L106 140L107 142H108V141L110 142L111 138L108 137L109 135H110V136L112 135L111 137L116 138V139H113V138H112V140H116L117 143H119L120 139L123 138V139L120 141L119 145L116 144L115 141L113 142V141L111 140L113 143H115L114 145H113L112 142L110 143L111 148H112V146H113V147L115 146V147H114L115 150L111 149L109 143H107L106 141L103 142V144L106 143V145H102V144H101L102 141H101V143H100L99 145H98V142H96L97 144L94 143V142L97 141V140H95V141L93 140V142H92V140H91L92 137H91V136H89V138H88V137H85L86 135L83 136V137H85L86 139H87V138L90 139V141H89L88 139H87V140H88L87 142H86L85 140H84V142H83V141H82V142L80 141V147H79L78 149H76L77 152H78V150H79L81 147L84 148L88 153H89L90 151H92L94 154L92 153L93 155H91V156H90V154H89V156H90L91 158L93 157L92 159H94V161H95V158L101 160V157L96 156V155H99V154H98L99 151H106L107 148H110V149H111V150L108 149V152H111V151H112V153L114 152V153L116 154V152H117L116 149H118V148L121 147V146H122V147L124 146L122 143L125 144V146H124L125 150H127V148L131 146V144L128 146L129 143H132L133 145H135V143H136V145L139 146V147H138V150H136L135 153L129 154L130 152L135 151V148L137 149V147H135L136 145L133 146V147L131 146L132 149H131V147H130L129 150L125 151V153H127V154L124 153V156L121 157V158H123V159H127V160H124V161H128V164L130 165V166L128 165V166H129L128 169H129V170L132 169L131 171H134V172H132V173H129V172H131V171H129L127 168H126V170H125V169H120V168L118 169L119 166L116 165L115 163H113V161H111V164H112V165L110 164V166H109V164H107V163H110V159H107V160H106V158H103V157H102V158H103L102 160H103V161L105 160L104 162L101 160V161L103 162L102 164H101V161L96 160V163H97V161H99L98 164L100 163V165H103V166H101V169L104 170L103 176H100V177H99V178H102V180L98 178V181L100 180V182L98 183V186H99L101 189H100L99 187H97V189H96V191H97L99 194L102 193L100 196H102V195H103V196H102V198H101L100 196L98 197V195H96V196H97V197L95 196V197H96V201L93 200V203H94V204L96 203V205L98 204V205H97V208H98V206L102 207V206L99 205V204H102V205H103L104 202H106V206L108 205L109 207H111V205H112L111 208H113V206H114V207H117V206H115L116 204H115V202H114V200H113V196H112L113 194H110V193L107 192V191H110V192L112 191L113 193H116V194H121V193H123L124 191H126V193H128V195H129V193H131L130 195H132L133 198H137V197L139 196V198H137V199H143V195L141 196V194H142L141 192H142V191L145 192L146 189H147L146 191H148V190H149V187H150V188L153 187L152 189H150L149 192L154 191V188L156 189V191H157V190H158V191H157V192L154 191V192H153L154 195H151V194H150V197L148 196L147 201L150 200V199H152L153 196H154V197L156 196L155 199H157V201H160V199H161V201H160L161 203H162V198H163V200H164L165 197H166V199H167V198L169 199V198H171L170 196H173V197H172L173 199L175 198V200L178 199L179 201H181L180 199L183 198V199L187 202V203H186L184 200H182L183 202L181 201V202L183 203V205L185 206V211H183L184 213L182 212V213L179 214V213H178V212H179V209H175V208H174V209H173L174 214H176V215H178V214H179V215H182V218H186V219L189 218V217L191 216V217H193V218L190 217L191 220H192V219L195 220V221H196V219H197V221L201 220V221H199L198 223H200V225L203 224L202 226L204 227V224L206 225V224H207V223H206L207 221L204 219V221L202 222L203 218L199 216L200 213L197 214V212H198V211H196L197 208H195L194 205H193V204L195 203V205L198 206V201H197V200H198V196H197L196 194H194V193L192 192V190H190V189H191V186H190V187H187V186H189V183H191L193 180H196V179H197V178L194 179V178H195L194 175H196V174H195L196 171H191V170H189V167H190V161H189L190 159H189V158H191V157L188 155V152L185 150L186 148H185V146L183 145L182 141H180V139H185V140H187V141L193 139L192 141H189V142H195V143H191V145L194 146V147H196L197 144H198V145H201L200 148L198 149V147H197V149H198V151H200V152L202 151L201 153H203V155H205V156H204L205 159L207 160L208 157H209L208 160H209L210 158H213L212 160L210 159V161L207 160L208 162L204 161V165L207 164L206 166H207L208 168L205 167L206 170L204 169L203 172H204V173H207V172L209 171L208 174H209V173L211 174V173L213 172L211 175H213V176H218L217 173H218V171H220V169H218V168H222V170H224V169H223L224 166L222 167V164L220 165L218 162H217V164H216V160L218 159V157H217V152L220 150L219 147H222L223 142H224V143L227 142V143H229V144H232V142L230 143V141H228V140L231 139V141H233V144H237V143H238V142H237V143L235 142V138H236V136H235V138L233 139V136L235 135V130H234L235 125L232 127V128H233V130H232L233 132H231V131L229 132V130H228V131H227V130H224V132H223V130H222L221 132L218 131L217 134L215 135V137L213 138L214 140L212 139L213 142L211 141V143L206 144V146L209 145V146H208L209 148H208V147L206 148V146H205V142H204V139H207V138H205V137L203 138V137L199 134V132L197 133L198 130H191V129H193L192 126H191L192 123L188 124V123L192 120V118H193V121H194V120H195V121L198 120V118H199L198 116H197V118L195 117V119H194V116H195V115H199V116H200V119H202V118H203V117H202V116H203L202 114H204V111L202 110L201 106H199V104H197L196 102H192V103H191V101L194 100V99L192 98V97H194V96H193L194 94H193L192 92H190V89L188 88L189 86H188V84H187V83H189V81L191 80V79L189 80L190 74H189V72H188L187 69H186L185 71L182 69V66H184L185 64L183 63V65H182V64L180 63L179 66H181V65H182V66L180 67L181 69H179L178 66H177V65H178L177 59H176L175 57H172L173 54H174V53H173L174 51H173V50H170L171 48L169 49L166 45H162V44H161V45H162V47L160 48L161 50L157 49V48H159V47L161 46V45H160L159 47H157L160 43L157 42V43H158V44H157L156 41L154 42V40L156 39L157 36H155V39H154V36L151 37L150 34H148V33H149L148 30H150V28H149L148 26H150L152 23H147V22L144 21V20H143V22H142V17L139 16V15H138L139 17L137 16V14H139V13H141V12H139V13L137 12V14H136V12H134V10H135V9H134V10H133L134 13H133L132 10L129 9V8H131V7H129L128 4H127V5H128V7H127V6H126V3H122L123 0H119V1L117 0V2H115L116 0H114V1H113V0H106V1H108V3H107L105 0H101L102 4H100L101 2H100V0H98V3L95 2V3H96L95 5H94V2H93ZM112 1H113V2H112ZM149 1H150V0H149ZM151 1H152V0H151ZM155 1H157V0H155ZM159 1H160V0H159ZM159 1H158V2H159ZM161 1H162V0H161ZM161 1H160V2H161ZM214 1H216L217 4H216ZM214 1L212 0V2H211V0H199V1H198V0H192V1H191L192 4L194 3V5H193L194 7H193V8H194V9L197 8V9H196V10H194L193 8H189V9H193L192 11H191V10H190V11H191L192 13H193V11H196L197 14H198L199 10H200V11L202 10L203 12L206 11V14H207L208 11H209V9H210L209 12H211V13H209V15L207 14V16H206V17L208 18V20H209V18H211V16L213 15V13H215L214 15H215L216 17H217L216 13H218V14H219V13H221V14L223 13L222 15H218L219 17H217V19H219V18H220V19H222V18L225 19V18L228 16V17H227L228 19L226 18L225 20H224V19L221 20L223 25H225V24L227 23L226 26H223V25L221 24V22L219 21L220 19L217 20V21H219V22L215 23V24H217V26H218L219 23H220V24L222 25V27H223L224 29H226V31H229V33H232V34L230 35V34L227 32V33H228V37H227V35H226V37H224V38L227 39L229 42H230V41L233 42V43L236 42L237 44L241 45L242 47H243L244 45H246V44L249 43L248 46H246V47L244 46L245 48L250 47V46H251L250 44L253 43V41H254V44H252V45H254V46H251V47H254V49H252V50H255V53L253 52L254 55H255V56H260L261 59L264 60V58H263L264 56H261V55H264V52H263V51H264V45H263V44H264V41H263V40H264V39H263V38H264V31H262V29L264 30V23H263V22H264V19H263V18H264V0H263V1H262V0H258V1H257V0H246V1H245V0H243V1H242V0H236V1L234 0V2H233V0H226V1H225V0H220V2H219V0H214ZM231 1L233 2L232 4H231ZM254 1H256V2H254ZM259 1H260V2H259ZM109 2H110V3L112 2V3H111L112 5H111ZM120 2H121V4H120ZM152 2H153V1H152ZM160 2H159V4H161ZM163 2H165V5L167 4L166 1L163 0ZM197 2H198V3H197ZM209 2H211V3H209ZM218 2H219V3H218ZM225 2H226V3H229V5L231 4L230 7H228L229 5H226ZM237 2H239V3H237ZM244 2H245V3H244ZM247 2H248V3H247ZM257 2H259V4H258ZM104 3H105V4H104ZM106 3H107V5H106ZM113 3H115V4H113ZM118 3H119V4H118ZM188 3H189V2H188ZM202 3H203V4H202ZM207 3H208V4H207ZM212 3H213V4L215 3V4L213 5ZM246 3H247V4H246ZM252 3H254V4H252ZM88 4L91 5V6H89ZM98 4H99V6H97ZM108 4H110L111 6L108 5ZM163 4H164V3H163ZM186 4H187V2H186ZM186 4H185V5H186ZM195 4H196V5H195ZM198 4H199V5H198ZM201 4H202V5H201ZM205 4H206V5H205ZM218 4H219V5H218ZM236 4H238V5H236ZM242 4H243L244 6H243ZM250 4H251V5H250ZM256 4L259 5V6L257 7ZM25 5H26V4H25ZM33 5H32V6H33ZM51 5H52V4H51ZM100 5H101V8H99L100 10H98V7H100ZM102 5H103V6H102ZM104 5H105V6H104ZM116 5H117V7H115ZM122 5H123L124 7H123ZM188 5H190V4H188ZM188 5H187V6H188ZM200 5H201V6H200ZM203 5H204V6H203ZM217 5H218V6H217ZM223 5H224V6L226 5V6L224 7ZM233 5H234V6H233ZM240 5H241V6H240ZM246 5H247V6H246ZM253 5H255V6H253ZM94 6H95V7H94ZM198 6H199V7H198ZM212 6H213V7H212ZM222 6H223V7H222ZM236 6H237V7H236ZM251 6H252V7H251ZM261 6H262L263 8H261ZM19 7H20V6H17L16 8H19ZM87 7H88V8H87ZM90 7H91V9H90ZM92 7H93V8H92ZM106 7H107V8H106ZM112 7H113V8H112ZM188 7H189V6H188ZM190 7H191V5H190ZM202 7H203V8H202ZM210 7H211V8H210ZM214 7H215V8H214ZM218 7H220V8H218ZM244 7H245L246 11H245ZM26 8H28V7H26ZM80 8H81V7H80ZM80 8H79V10H80ZM103 8H106V9L103 10ZM119 8H120V9H119ZM204 8H205V9H204ZM222 8H223V9H222ZM230 8L232 9V10H231L232 12H230L232 15L228 12V10H229ZM235 8H236V9H235ZM237 8H238V9H241V10H238ZM242 8H243V9H242ZM250 8H252V9H250ZM256 8H257L258 10H257ZM189 9L186 10L185 12H186V13H189ZM206 9H207V10H206ZM216 9H218L217 12H216ZM225 9H227V11H226V12H228L227 14L225 13ZM234 9H235V10H234ZM248 9H249V10H248ZM255 9H256V10H255ZM82 10H83V9H82ZM101 10H102V11H101ZM105 10H106V11H105ZM108 10H109V11H108ZM219 10H220L221 12H220ZM259 10H260V13H259ZM262 10H263V11H262ZM100 11H101V12H100ZM110 11H111V12H110ZM112 11H113V13H112ZM128 11H129V12H128ZM130 11H131V12H130ZM135 11H137V10H135ZM187 11H188V12H187ZM223 11H224V12H223ZM239 11H240V12H239ZM247 11L249 12V15H247V14H248ZM52 12H53V11H52ZM104 12H105L107 15H106ZM117 12H118V13H117ZM196 12H194L193 14H196ZM243 12H244V13H243ZM76 13H77V14H76ZM102 13H103V14H102ZM109 13H111V14H109ZM114 13H115V14H114ZM236 13H237V14H236ZM239 13H240V14H239ZM242 13L244 14V17L241 15ZM245 13H246V14H245ZM250 13H253V14H250ZM83 14H84V15H83ZM104 14H105V16H103ZM132 14H133V16H131ZM210 14H212V15H210ZM225 14H226V15H225ZM233 14H234L236 17L233 16ZM256 14H258V15L256 16ZM262 14H263V15H262ZM51 15H53V16H51ZM108 15H109V16H108ZM114 15H115V16H114ZM169 15L172 17L173 14H171V12H170ZM188 15H189V14H188ZM237 15H238L240 18H239ZM253 15H255V16H254V19L252 20L251 17H253ZM259 15H260V16H259ZM55 16H56V17H55ZM67 16H68V17H67ZM72 16H73V17H72ZM74 16H75V17H74ZM78 16H82V17H79L80 19H87V21H88L89 23L86 22L85 20H82V21H81V20L78 18ZM83 16H84V17H83ZM101 16H102V17H101ZM117 16H118V17H117ZM134 16H136V17H134ZM173 16L175 17V15H173ZM249 16H250V17H249ZM51 17H52V18H51ZM70 17H72V18L69 20L68 18H70ZM86 17H87V18H86ZM103 17H105V18H103ZM106 17H107V18H106ZM109 17H110V18H109ZM115 17H117V19H120V20L117 21V20L113 19V18H115ZM120 17H121V18H120ZM137 17H138V19H137ZM174 17H172L173 20H174ZM221 17H222V18H221ZM234 17H235V18H234ZM256 17H257V18H256ZM261 17H262V18H261ZM49 18H50V19H49ZM53 18H54V19H53ZM75 18H76V19H75ZM77 18H78V19H77ZM101 18H103V19H101ZM123 18H124L126 21H125ZM127 18H128V19H127ZM176 18H179V17H176ZM207 18H206V22H204V23H206V24L208 23V22H207ZM230 18H233V19H230ZM236 18H238V19H236ZM249 18H250V19H249ZM104 19H106V21H108L107 19H109V21H110V20H113V22H110V23H109V21L106 22ZM121 19H122V20H121ZM139 19H141V20H139ZM202 19H203V18H202ZM229 19H230V20H229ZM239 19H240V20H239ZM248 19H249V21H247ZM262 19H263V20H262ZM61 20H62L63 22L65 21L66 24H65V23L63 24V22H62ZM67 20H68V21H67ZM101 20H102V21H101ZM103 20H104V21H103ZM114 20H115V21H114ZM123 20H124L125 22L128 21V22L131 23V24L126 23V24H127V25H126V24L124 23ZM138 20H139V21H138ZM204 20H205V18H204ZM204 20H203V21H204ZM243 20H245V21H243ZM255 20H256V21H255ZM46 21H45V22H46ZM83 21L85 22V24H88V28H89L88 31H90V32H89V33H90V37L86 38L87 42H85L86 44H83V45H85L86 48H84L83 45H81V46H80L81 48H79V46H77V45L75 46L74 43H72V41H71L69 38H67V37H68L70 34H77L78 30H80V31H79V33H80L81 31H83V28H87V25H86V26H85V24L83 25V23H84ZM116 21H117V23H116ZM134 21H138V22H134ZM236 21H237L236 25L233 24V23H235ZM238 21H239V22H238ZM242 21H243V23H242ZM43 22H44V20H43ZM70 22H71V24H70ZM95 22H96V23L98 22V25H101V27H102L101 30H100V27H98L97 24H96L97 26L95 25ZM102 22H104V23H102ZM119 22H120V23H119ZM121 22H122V23H121ZM140 22H141L142 24H140ZM232 22H233V23H232ZM251 22H252V23H251ZM254 22H255L256 24H255ZM81 23H82V25H81ZM105 23H108V24L106 25ZM111 23H113V24H111ZM138 23H139V25H140L141 27L138 25ZM230 23H231V24H230ZM238 23H239V24H238ZM247 23H248V24H247ZM57 24H59V25H57ZM90 24H93V25H92L93 27L90 26ZM103 24H105L106 26H105V25L103 26ZM109 24H111V25H109ZM120 24H121V26H120ZM123 24H125L126 28L124 27ZM134 24H135V25H134ZM145 24H146V25L148 24V26H147L148 28L145 27V26L142 27V25H145ZM215 24H213L214 26L210 24V26L212 27L213 31L216 33V32H218L219 30H216V27H217V26H215ZM232 24H233V26H234L235 29H236V28H237V29L239 28L238 30L236 29V32H234L235 29L231 28V27H233ZM240 24H241V25H240ZM246 24H247V26H245V27H248V26H249V27H248L249 29H248V28H246V29L250 30L251 33L248 31V34H246L247 36L244 35V33L241 35V34H240V32L242 31L241 28H244L243 26L246 25ZM250 24H251V25H250ZM62 25H63V26H62ZM79 25H80L81 28H78V29L75 28V27H79ZM113 25H114V26H113ZM115 25H116V26H115ZM128 25H129V26H128ZM237 25H239V26H237ZM257 25H258V27H257ZM261 25H262V26H261ZM67 26H68L67 30H66L65 28H63V27H67ZM83 26H84V27H83ZM89 26H90V27H89ZM94 26H96V27L94 28ZM127 26H128V27H127ZM186 26H189V24H186ZM230 26H231V27H230ZM236 26H237V27H236ZM250 26H251V27H250ZM70 27H72L71 32H70ZM73 27H74V28H73ZM82 27H83V28H82ZM112 27H113V28H112ZM119 27L121 28V30H120ZM130 27H131V28H130ZM133 27H135V28H133ZM160 27H161V25H160ZM164 27H165V28H168V27H166V25H165ZM204 27H206V26L204 25ZM214 27H215V28H214ZM225 27H226V28H225ZM228 27H230V28H228ZM240 27H241V28H240ZM252 27H253V28H252ZM254 27H256L255 29L257 30L256 32H257L258 34H256V32L254 31V30H255ZM92 28H94L95 30L92 29ZM98 28H99V32H98ZM108 28H109V30H108ZM129 28L132 29V30L134 29V30H133V31L131 30V32H130V29H129ZM143 28H144V29H143ZM145 28L148 29V30H147L148 32L145 31V30H146ZM258 28H259V29H258ZM64 29H65V30H64ZM68 29H69V30H68ZM127 29H128V30H127ZM137 29H138V30H137ZM142 29H143V31H145V33L142 31ZM217 29H218V28H217ZM229 29H231V30H229ZM251 29H252V30H251ZM60 30H61L63 33H60V34H59L60 36H59V35H58V32H60ZM92 30H93V31H92ZM96 30H97V31H96ZM103 30H104V31H103ZM139 30L142 31V32H140ZM239 30H240V31H239ZM57 31H58V32H57ZM65 31H66V33H65ZM88 31H87V32H88ZM94 31H95L96 33H95ZM113 31H114V32H113ZM119 31H120V32H119ZM128 31H129V32H128ZM134 31H135V32H134ZM231 31H232V32H231ZM67 32H68V33H67ZM91 32H92V34H91ZM111 32H112V33H111ZM137 32H138V33H137ZM139 32H140V33H139ZM161 32H162V30H161ZM238 32H239V33H238ZM242 32H244V29H243ZM242 32H241V33H242ZM252 32H253V33H252ZM53 33H54L56 36H54ZM64 33L67 34V35H65ZM93 33H95V35H94ZM101 33H103V35H102ZM117 33H118V34H117ZM130 33H131V34H130ZM142 33H143V35H142ZM215 33H214V34H215ZM234 33H235V34H234ZM237 33H238V35H237ZM254 33L256 34L257 39H256V37H254V36H255ZM96 34H97V35H96ZM99 34L102 35V36H100ZM144 34H145V36H144ZM57 35H58V36H57ZM61 35H62L63 37H61ZM91 35H92V36L94 35V36L92 37ZM121 35H122V36H121ZM127 35H129V36H127ZM140 35H141V36H140ZM147 35H148V37H146ZM235 35H236V37L234 38ZM239 35H241L240 37L243 38V39L240 38L243 42L245 41V37H244V36H246V41H247V42L245 41V42H246V43L244 42L245 44H244L242 41H240V40L238 39V36H239ZM243 35H244V36H243ZM248 35L250 36L249 38H251V36L254 35L250 40H252V39H256V40H253L252 42L250 41L251 43L248 42V41H249V38L247 39ZM258 35H259V36H258ZM52 36H53V37H52ZM64 36H65V37H64ZM108 36H110V37H108ZM161 36L164 37V35H161ZM165 36H166V35H165ZM230 36H231V37H230ZM260 36H261V37H260ZM59 37L61 38V40H60ZM91 37L93 38V40H94V38H95V40L93 41L92 39H90V41L92 40V42L88 43V42H89L88 40H89V38H91ZM100 37H101V38H102V37L104 38L103 41H102V39H101ZM121 37H123V39L125 38L126 40H125V39L123 40ZM137 37H138V38H137ZM149 37H150V38H149ZM45 38L47 39L46 44L48 45V47H46L47 45H46L45 43H43V41H44V42L46 41V40H44ZM58 38H59V40H58ZM62 38H63V39H62ZM64 38L67 40V43H68V44L66 43V40H65ZM96 38H97V39L100 38L99 41H97ZM134 38H135V40H134ZM142 38H143V39H142ZM42 39H43V41H42ZM109 39H110V40H113V42L115 41V44H117V45L115 46L114 43H113V44L110 43L111 41H109ZM115 39H116L117 41H116ZM118 39H119V40H118ZM222 39H223V37H222ZM225 39H224V40H225ZM262 39H263V40H262ZM36 40L34 39V42H33L34 44H35ZM55 40H52V41H55ZM104 40H105L106 43H108V41H109V43L112 44V47H113V46L117 47V48L114 49V51H116V52H113V54H112V50H113V49H112V48H108L109 50L111 49V50H110V53H109V52H108L109 50L107 49V47H111V46H110L109 43H108V44L105 43V44L107 45V47H106L105 45H103L101 42L104 43ZM142 40H143V41H142ZM147 40H148V41H147ZM151 40H152L153 42H152ZM227 40H226V41H227ZM235 40H237V41H235ZM257 40H258V41H257ZM260 40H261V41H260ZM69 41H71V42L69 43ZM96 41H97V43H96ZM118 41H119V42H118ZM127 41H128V43L131 42L132 44L130 43V45H132V46H130L129 44H127ZM133 41H134V42H133ZM259 41H260V42H259ZM49 42H50V43H49ZM64 42H65V44L62 45ZM93 42L96 43V44L94 43V44H95L94 46H96V47L93 46L94 48H92V47H91L92 45H90V46L87 45V44H91V43L93 44ZM136 42H137V43H136ZM261 42H263L262 45L260 44ZM48 43H49V44H48ZM55 43H58V44L56 45ZM99 43L102 44L103 46L100 45L101 47L98 46V48H97V45H99ZM123 43H124L125 45H122ZM140 43H141V45H140ZM242 43H243V44H242ZM50 44H51V45H52V44H55V45H53V47H55V46H56L57 48H58V47H59V48L61 47V51L59 50V48H58V49L55 48V50H53V49H54V48H53V49L51 50L52 47L49 48ZM66 44H67V45H66ZM119 44H120V45H119ZM136 44H138L139 47H138ZM259 44H260V45H259ZM43 45H44L45 47H44ZM60 45H61V46H60ZM65 45H66L67 47H68V45H69L70 47L67 48ZM127 45L130 46V47H128V48H130V51L128 50ZM142 45H143V47H142ZM255 45H256V46H255ZM82 46H83V47H82ZM104 46L106 47V50L103 48ZM119 46H120V48H118ZM121 46H125V48H123V47H121ZM133 46H134V47H133ZM136 46H137L139 49L141 48V49L143 50V51H141V49H140L141 53L143 52V53H142L143 55H140V54H139L140 51H138L137 49H135ZM64 47H65V48H64ZM71 47H72V48H71ZM88 47H91V48H88ZM180 47L183 48L184 46L182 45V46H180ZM256 47H257V48H256ZM261 47H262V48H261ZM46 48H49V49H46ZM62 48H63L64 50H62ZM69 48H70V49H69ZM75 48H76V49H75ZM78 48H79L80 50H79ZM96 48H97V49H96ZM101 48H103V49H102L103 51L101 50ZM113 48H114V47H113ZM163 48H165L166 51H165ZM255 48H256V49H255ZM65 49H66V50H65ZM71 49H72V50H71ZM77 49H78L79 52L77 51ZM82 49H83L84 51H83ZM85 49H86V50H85ZM91 49H92V50H91ZM95 49H96V50H99V49H100V50L102 51V55H103L104 60L99 61V60L102 59V58H101V57H102V55H101V51H100V50H99V52L97 51V52L99 53V54H98V53L95 51ZM116 49H117V50H116ZM133 49L135 50V52H134ZM145 49H146L147 51H146ZM152 49H153V51H152ZM168 49H169V50H168ZM175 49H176V48H175ZM50 50H51V51H50ZM70 50H71L72 53H70ZM87 50H89V51H87ZM90 50H91V51H90ZM150 50H151V51H150ZM250 50H251V48H248V49H247V51H249V52H248V55H252V53H251ZM256 50H258V51H256ZM55 51H56V52L59 51V52H60V55H59V53H58V55L56 54L57 57L54 56V52H55ZM63 51H65V52L67 51V52H68V53L66 52L67 55H66L65 52H63ZM75 51H76V55L74 54ZM86 51H87V53H89V54H88L89 56H93V55H95V54L97 53V55H95L94 58L96 57L95 59H97L98 61L93 60L94 58H93V59L91 58V60H92V61H91V60L89 59L90 57L86 55V53H85ZM93 51H94V52H93ZM104 51H105V52H104ZM119 51H120V52H119ZM131 51L134 53V55L137 56V59H136V56H134L133 53H132ZM145 51H146V52H145ZM170 51H171V52H170ZM56 52H55V53H56ZM82 52H83V53H82ZM106 52H108V53H107V54H108V57H107ZM125 52H127V53H125ZM129 52H130V53H129ZM157 52H158V53H157ZM261 52H262L263 54H262ZM63 53L67 56V59H66V56H65ZM93 53H94V54H93ZM114 53H116L117 56H116V54H114ZM120 53H121L122 55H121ZM128 53H129L130 55H129ZM170 53L172 54V56H170V55H171ZM250 53H251V54H250ZM257 53H258V54H257ZM69 54H71L72 57L75 56V58H74L75 60L72 59V57H70ZM73 54H74V56H73ZM77 54H79V58H78ZM84 54L86 55V58H88V59H87L88 61H86V58H83V57L85 56ZM91 54H92V55H91ZM118 54H119V55H118ZM152 54H153V55H152ZM168 54H169V55H168ZM226 54H227V53H226ZM62 55H63V56H62ZM80 55H83V56H80ZM100 55H101V57H100ZM104 55H105L106 57H105ZM128 55H129V56H128ZM155 55H156V56H155ZM229 55H232V54L229 53ZM49 56H53V57H49ZM58 56H59V57L62 56L61 59H60ZM97 56H99V57L97 58ZM113 56H114V58H113ZM127 56H128V57H127ZM132 56H134L135 58H132ZM139 56H141V57H139ZM232 56H233V55H232ZM55 57H56V58H55ZM68 57H69V58H68ZM81 57H82V60H81ZM115 57H116V58H115ZM117 57H118V58H117ZM130 57H131V58H130ZM148 57H149V58H148ZM171 57H172V58H171ZM48 58H50V60H49ZM51 58H52V59H51ZM62 58H63V60H64V58H65L67 61H66V62H65V60L63 61ZM122 58H123V59L126 58L125 61H124ZM155 58H156V59H155ZM53 59H54L55 61H53ZM70 59H72V63H71V64H67V63H70V62H71ZM83 59H85V60H83ZM112 59H113V60H112ZM128 59H129V61H128ZM134 59H135V61H134ZM175 59H176V60H175ZM61 60H62V61H61ZM89 60H90L91 62H93V63H91ZM115 60H117V62H116ZM119 60H120V62H119ZM121 60H122V62H121ZM158 60H159V62H158ZM167 60H172V61H167ZM174 60H175V62H174ZM50 61H51V63H50ZM80 61H82V62H84V63H82V62H80ZM107 61H108V62H107ZM162 61H163V62H162ZM40 62L43 63V65L39 64ZM52 62H53V63H52ZM54 62L57 63L56 65H57L58 67H57V66H55V67H56V69H58V71H57L54 67L52 68V66L55 65ZM76 62H77V63H76ZM78 62H80V63H78ZM94 62H96L97 65H96ZM103 62H104V64H103ZM130 62H132L131 64H133V65L135 64V66L129 64ZM135 62H136L137 64H136ZM155 62H156V63H155ZM165 62H166V63H165ZM167 62H168V63H167ZM176 62H177V64H176ZM61 63H62V64H61ZM64 63H65V64H64ZM73 63H74V64H73ZM86 63H87V64H86ZM98 63H100V64H98ZM124 63H125V64H124ZM159 63H160V65H159ZM173 63L176 65V67H175V65H174ZM44 64H45V65H44ZM59 64H61V67H60ZM78 64H80V65H81V69H83V70H82V73L79 72V70H80L79 68H80V67L78 66ZM85 64H86L87 66H85ZM92 64H93V66H92ZM127 64H128V65H127ZM154 64H155V66H154ZM40 65H41V66H40ZM62 65H63V66H62ZM64 65H67V66L65 67L66 70L63 69ZM72 65H74L73 67L76 66L75 68H77V70H78L77 73H76L77 70H76L75 68H72ZM89 65H91V66H89ZM95 65H96V66H95ZM98 65H99V66L101 65V68H99ZM102 65H103V66H102ZM104 65H106V66H104ZM109 65L111 66V68L109 67ZM112 65H113V66H112ZM117 65H118V66L120 65V66L118 67ZM125 65H126V67H125ZM129 65H130V66H129ZM149 65H150V66H149ZM156 65H157V66H156ZM167 65H168L169 69H171V68H172V69L169 70L168 67H167ZM68 66H71V67H70V68H67ZM82 66H83V67H82ZM84 66H85V67H84ZM107 66H108V67H107ZM114 66H115V67H114ZM122 66H123L124 68H122ZM132 66H133V68H132ZM140 66H141V67L143 66L145 69H146V67H148V68L150 67V68L154 71V72L152 73V75L155 77V78H154L155 81H156V79H157L156 83H155V81H152V80H153L152 78H151L152 80L150 79L151 75H148V74L151 73L152 70H150V69H148V68H147L148 70H147V69L145 70L143 67L141 68ZM160 66H161V69L158 68V67H160ZM164 66H165V67H164ZM90 67H91V68H90ZM94 67H95V69L97 68L96 71L94 70ZM102 67H103V68H102ZM113 67H114V68H113ZM116 67H117V68H116ZM120 67H121V68H120ZM127 67H129V68H127ZM135 67H137V68H135ZM88 68H89V70L91 71V74H90V73L87 74V72H88ZM98 68L100 69L99 71H98ZM104 68H106V69H105L106 72L104 71ZM109 68H110V69H109ZM118 68H120V70H121V69H122V70H125L126 72H125V71L123 72V71L121 70V71L123 72V73L121 74V73H120V70H119ZM139 68H141V69H139ZM157 68H158L159 70H158ZM164 68H166V70H164ZM175 68H176V69H175ZM183 68L185 69V67H183ZM35 69H37V70H35ZM51 69H53V71H52L53 74L50 73ZM59 69H61L62 72L59 71ZM73 69H74V70H73ZM84 69H86V70H84ZM92 69H93V70H92ZM101 69H102V70H101ZM108 69L110 70V73H108V72H109V71H107ZM116 69H118L119 71H118V70L115 71ZM129 69H130V70H129ZM142 69L144 70V72H143ZM54 70H56V71H54ZM72 70H73V71H72ZM113 70H114L115 72H119V73L121 74V75L118 74L120 77H118V75H117L116 73H114ZM161 70H163V72H162ZM63 71H64V72H63ZM71 71H72L73 73H72ZM85 71H86V72H85ZM90 71H89V72H90ZM93 71H94V72H93ZM97 71H98V72H97ZM100 71H101V72H100ZM111 71H112V72H111ZM145 71H146L148 74L145 75ZM148 71H149V72H148ZM170 71H171V72H170ZM186 71H187L188 73H187ZM33 72H32V73H33ZM54 72H56V75H57V76H55V73H54ZM74 72H75L77 75H76ZM95 72H96V73H95ZM99 72L101 73V75L104 73L106 76L112 75L113 77L116 76V78H113V77L111 76V77H112V78H111L112 82H109V81H110V78H109V80H108V79H107V80H104L103 82H105V83H103L102 80H103V77H105V76H100V75H99V74H100ZM159 72H161V73H163V74L165 73V74H164V75H161V73H159ZM169 72H170V73H169ZM185 72L189 75V77H188L187 74H185ZM32 73H31V74H32ZM35 73H33V75H34ZM58 73H59V74H58ZM78 73H79V74H78ZM80 73H81V74H80ZM97 73H98V75H97ZM138 73L140 74L139 77H137ZM141 73L144 74V76H143ZM173 73H174V74H173ZM60 74H61V75H60ZM64 74H65V75H64ZM83 74H86L87 76H85V75H83ZM92 74H93V75H92ZM94 74H96L97 76L94 75ZM104 74H103V75H104ZM107 74H108V75H107ZM154 74H155V75H154ZM58 75H59V76H58ZM72 75H73V76H72ZM74 75H75V76H74ZM78 75L81 76V78H80ZM91 75H92V76H91ZM125 75H126V76H125ZM141 75H142V76H141ZM173 75H174V76H173ZM175 75H176V76H175ZM22 76L24 77V75H22ZM60 76H61V78H60ZM62 76H63V77H62ZM64 76H67V77H65V80H64ZM90 76H91V77L96 76L97 78H99V79L97 80V78L94 77V78L96 79V81H98V83H94V84H95V87H92V88H95V91H96V92H93L91 89H89L91 86H93L92 84H89V83H91V82L88 81V80H89L88 78H89ZM145 76H146V77H145ZM147 76H148V77H147ZM149 76H150V77H149ZM153 76H152V77H153ZM164 76H165V77H164ZM167 76H168V77H167ZM25 77H26V76H25ZM56 77H57V78H56ZM68 77H69V78H68ZM74 77H75V78H74ZM87 77H88V78H87ZM91 77H90V79H91ZM121 77H122V78H121ZM141 77H143L144 79H140V80H139V78H141ZM162 77H164V78H162ZM170 77H171V78H170ZM174 77H175V78H174ZM66 78H68V79H66ZM71 78H72V79H71ZM82 78H85V79H82ZM130 78H131V80H130ZM146 78H147V79H146ZM148 78H149V81H148ZM184 78H185L186 80H185ZM22 79H23V78H22ZM55 79H56V80H55ZM69 79H70V80H69ZM77 79H78V80H77ZM80 79H81V80H80ZM87 79H88V80H87ZM101 79H102V80H101ZM113 79H114V80L116 79V80H115L116 83H115V81H113ZM117 79H118V80H117ZM121 79H122V80H121ZM123 79H124V80H123ZM162 79H163V80H162ZM179 79H180V81H179ZM17 80L20 81L21 78H20V80L17 78ZM58 80H59V81H58ZM66 80H67V81H66ZM79 80H80V81H83V82L85 83V85H84L83 82H80ZM100 80H101V81H100ZM120 80H121V81H120ZM141 80H142L144 83H147V84H148V82H149V83L151 84L150 86L153 87V90H151L152 88H151L150 86H147V84H144L143 82L141 83V85H139ZM145 80H147V81H145ZM165 80H166V81H165ZM168 80H169V81H168ZM45 81H46V85H45ZM55 81H56V83H55ZM72 81H73V82H72ZM74 81L79 82V84L81 83V85H79V86H78V84L74 85V84H75ZM87 81H88V82H87ZM94 81H95V80H94ZM118 81H119V82H118ZM134 81H135V82H134ZM150 81H152V82H150ZM162 81H164V82L162 83ZM167 81H168V82H167ZM170 81H171V82H170ZM172 81L174 82V84H173ZM186 81H187V82H186ZM43 82H44V83H43ZM51 82H52V83H51ZM58 82H59L60 84H59ZM64 82H65V83H64ZM86 82H87L88 84H87ZM121 82H122V83H121ZM158 82H159L162 86L159 85ZM102 83H103L104 85H103ZM107 83L110 85L111 89H109V87H108L109 85H108ZM110 83H113V84H110ZM114 83H115L116 85H115ZM154 83H155V84H154ZM157 83H158V84H157ZM168 83H171V84H173V85L171 86V84L169 85ZM179 83H180V84H179ZM184 83H185V84H184ZM190 83H191V81H190ZM72 84H73V86H72ZM100 84H101V85H100ZM106 84L108 85V86H107V89H106ZM121 84H122V85H121ZM142 84H144V85H143L144 87L146 86V87H145L146 90L144 89V90H145L144 92L147 91L149 94H151L150 96H152V97H150V96L148 95V93H147V95H145L146 93H144V92L142 91V89L144 88V87H142ZM165 84H167L166 88H167V90H170L171 93H170L169 91H168V92L165 91V90H166L165 87L163 88V86H164ZM186 84H187V86L184 87V85H186ZM33 85H34V84H33ZM48 85H49V86H48ZM66 85H67V86H66ZM83 85H84V86H83ZM89 85H91V86H89ZM111 85H112V86H111ZM137 85H138V86H137ZM148 85H149V84H148ZM153 85H154V86H153ZM189 85H190V84H189ZM15 86H16V85H15ZM39 86L42 87V88H40ZM87 86H88L89 88H88ZM96 86L100 87V89H101V87L105 86V90H106V91L104 90V87H103L102 90H100V89L98 90V87H96ZM114 86H115V87H114ZM123 86H124V87H123ZM168 86H170L171 89H169L170 87H168ZM177 86H178V87H177ZM53 87H54V88H53ZM56 87H57V88H56ZM74 87H75V88H74ZM79 87H80V88H79ZM81 87H82V88H81ZM83 87H84V88H83ZM116 87H117V88H116ZM135 87H136V88H135ZM148 87H149V89H148ZM183 87L185 88V91H184V88H183ZM48 88H49V89H48ZM58 88H59V89H58ZM60 88H61V89H60ZM87 88H88L89 90H88ZM115 88H116L117 90H115ZM140 88H141V90H139ZM150 88H151V89H150ZM161 88H162V89H161ZM173 88H174V89H173ZM179 88H180V89L183 88V90H182V89H181V90H182L185 94H184L183 92H181ZM62 89H63L64 91H63ZM71 89H72V90H71ZM123 89H124V90H123ZM129 89H130V90H129ZM155 89H156V90H155ZM175 89H176V90H175ZM187 89H188V95L190 94L189 96H187V94H186ZM53 90H54V91H53ZM60 90H61V91H60ZM70 90H71V91H70ZM75 90H76V91H75ZM82 90H83V92H82ZM97 90H98V91H101V92H98ZM112 90H113V91H112ZM133 90L136 91V92H134ZM137 90H139V91H137ZM150 90L152 91V93L150 92ZM171 90H173V92H172ZM174 90H175V91H174ZM177 90H178V92H177ZM191 90H192V89H191ZM38 91H39V92H38ZM41 91H42V92H41ZM57 91H58V93H57ZM59 91H60V92H59ZM62 91H63V92H62ZM86 91H87V93H88V92H90V93H88V95H86ZM103 91H104V92H103ZM122 91H123V92H122ZM141 91H142V92H141ZM153 91H154V92L156 91V92L154 93ZM163 91H164V92H163ZM179 91L181 92V94H180ZM49 92H50V94H49ZM54 92H55V93H54ZM70 92H71V93H70ZM92 92H93V94H92ZM117 92H118V93H117ZM124 92H127V93L125 94V98H124V96H121V95H120V94H122V93H124ZM131 92H133V94H132ZM138 92H141V95H143V97H142V96L140 95V93H139V94L137 95V96H139V97L137 98L136 94H137ZM165 92H167V93H165ZM176 92H177V93H176ZM38 93H39V94H38ZM76 93L79 94L81 98H84V97H85V98H84V99H81V98H80L81 101H79V100H78V97L76 98V95H77ZM83 93H84V97L81 95V94H83ZM94 93H96V94H97V93H98V94H102V93H104V95H103V99H105V98L108 97V99L105 100L104 102H109V103L106 104V103H103V102H102L101 105H100V104H99V105L96 104V105L98 106V107H97V106L95 105L96 102H95L94 100H91V98H90V97H92V95L94 96ZM105 93H106V95H105ZM108 93H109V94H108ZM130 93H131L132 95H131ZM134 93H136V94H134ZM163 93H165V94H163ZM169 93H170V94H169ZM173 93H174V94L176 93L175 95H177L178 93H179V94H178L177 97H176V96L172 95ZM48 94H49V95H48ZM72 94H76V95L74 96L75 99H74V97H73ZM98 94H97V95H98ZM107 94H108L109 96H108ZM128 94L131 95V96L129 95L130 97H132L131 99H134V100H132L133 102H132L131 100H130V102H128L129 99H130V97L128 96ZM153 94H155V95H154L155 98H156V96H157V97L159 96V98H158V99L156 98V100H155ZM167 94H168V95H167ZM183 94L187 97V100L190 99V98H192V99L187 101L186 99L181 98L182 100H180V99L178 98V96L181 97V95H182V97L186 98ZM192 94H193V95H192ZM56 95H57V96H56ZM59 95H60V96H59ZM79 95H78V96H79ZM85 95H86V96H85ZM89 95H91V96H89ZM119 95H120V98H118ZM126 95H127V96H126ZM134 95H135L136 98H134ZM144 95H145V96H144ZM163 95H164V97H163ZM166 95H167V96H166ZM169 95H172V97H169ZM42 96H43V97H42ZM99 96H101V98H102V95H99ZM116 96H118V97H116ZM140 96H141L142 98H144V99H145V97H147V98H146V100H144V99H142V98L140 99ZM190 96H191V97H190ZM49 97H50V98H49ZM51 97H53V98L51 99ZM62 97H63V98H62ZM69 97H70V99H72V101L69 99ZM128 97H129V98H128ZM148 97H150V98H148ZM175 97H176V98H175ZM35 98H37V99H35ZM48 98H49V99H48ZM86 98H87V99H86ZM88 98H90V99H88ZM110 98H111L112 100H109ZM121 98L124 100L125 103L123 102V100H122ZM42 99H43L44 102L41 101ZM53 99H54L55 101H54ZM85 99H86L87 101L90 100V102H91V107H90V103L87 102ZM92 99H93V98H92ZM103 99H102V100H103ZM114 99H115V101H114ZM120 99H121V100H120ZM135 99H137L138 101L135 100ZM148 99H149L150 102H151V100L153 99V100H152L153 103H149ZM164 99H165V100H164ZM171 99H172L173 101H172ZM177 99H178V100H177ZM37 100H38V102H37ZM50 100H53L54 102L51 101L52 103L50 104ZM75 100H76V101H75ZM77 100H78V101H77ZM83 100H84L85 104H84ZM116 100H119V102L116 101ZM139 100L141 101V103L143 102L144 105H143V103H142V106H141V105H140L141 103H140ZM143 100H144V101H143ZM160 100H161V103L159 102ZM162 100H164V101L162 102ZM166 100H168V104H166V103H167ZM174 100H175V101H174ZM176 100H177V101H176ZM183 100H185L186 103H185ZM57 101H58V102H57ZM59 101H60V102H59ZM120 101H121V102H120ZM134 101H137V102L135 103ZM169 101H170V104H169ZM178 101H179V102H178ZM181 101H182V102H181ZM39 102H40V103H39ZM46 102H47V103H46ZM75 102H77V103H75ZM80 102H81V103H80ZM82 102H83V103H82ZM94 102H95V103H94ZM126 102L130 103V105H129L128 103H126ZM156 102H158L159 104L156 103ZM164 102H165V103H164ZM174 102H176V103L174 104ZM177 102H178V106H179V104L181 105V106H180L181 109L178 108V106L176 107ZM180 102H181V103H180ZM188 102H189V104H187ZM33 103H34V104H33ZM36 103H37V104H36ZM41 103H42V104H41ZM45 103H46V104H45ZM58 103H59V104H58ZM70 103H71V104H70ZM93 103H94V105H95L96 107L93 105ZM119 103H120V105H119ZM131 103H135L136 105H135V104L133 105V104H131ZM139 103H140V104H139ZM146 103L148 104L147 106H146ZM163 103L166 104L167 106H164ZM171 103H172V104H171ZM193 103H194V104H193ZM47 104H48L49 108H48ZM52 104H54L56 107H55L54 105L52 106ZM63 104H64V105H63ZM72 104H73V105H72ZM77 104H78V105L80 104V105L78 106ZM81 104H82V105H81ZM87 104H89V105H87ZM105 104H106L107 108H106V106H104ZM108 104H109V105L111 104L112 107H110L111 105L109 106ZM116 104H117V106H119V109H116V108H117ZM152 104H154V105H152ZM160 104H162V105H160ZM35 105H36V107H35ZM37 105H38V108H37ZM44 105H46V106H44ZM66 105H68V106H66ZM83 105H84V106H83ZM123 105L126 106V107L128 106V107H127V108H126V107H123ZM138 105H139V106H138ZM157 105H158V106H161V109H159L160 107H158ZM170 105H171V106H170ZM174 105H175V106H174ZM184 105H185V107L182 108V106H184ZM186 105H188V106H186ZM41 106H42V109H43V106L46 107V108H48V109H52V108L54 107L53 110H54V109H55V110L58 109V111H59V108H60L61 110L63 109L62 112L60 111L59 115L61 114V116L63 117V114H65V116H66V120H65V119H64V121L62 120L63 123H62V121H60L59 124H58V123H54V124H53L54 126H52V124L49 125V123H48V121H47V123H46L47 125H45L46 128H44V125H43V126H42L43 129H42V127L38 124V123H40V122H38V121H39V120L41 121V119H39V118L41 117V115H43V114H42V111H43V110H42L41 108H39V107H41ZM75 106L78 107V108H76ZM82 106H83V110H82V108H81ZM93 106H94V107H93ZM120 106H121L122 108H121ZM129 106H132V107H133V106H136V108L133 107V108H135V109H133V108H131V107H129ZM140 106H141L142 108H141ZM143 106H146V107L143 108ZM151 106H154V107H151ZM169 106H170V107H169ZM197 106H198V107H197ZM50 107H52V108H50ZM58 107H59V108H58ZM150 107L153 108V109H152L153 111H151V108H150ZM155 107H156L157 109H156ZM165 107H166V108H165ZM168 107H169V108H168ZM174 107H176V109H175ZM192 107H193V108H192ZM194 107H195V108H194ZM33 108H34V111H32ZM46 108H45V109H46ZM56 108H57V109H56ZM105 108H106L107 110H106ZM108 108H109V109H108ZM124 108H125V109H124ZM129 108H130V109H129ZM154 108H155V109H154ZM45 109H44V112H43V113H46V112H47L46 110H48V109H46V110H45ZM77 109H78V111H77ZM122 109H123V111H122ZM128 109H129V110H128ZM144 109H145V111H146L147 113H146L145 111L143 112ZM168 109H170V110H168ZM171 109H172V111H171ZM179 109L181 110L183 116H184V113H185V115H186V118H185V116H184V119L186 120L185 123H186L187 126H188V125H189V127L191 126V127H190L191 129H190L189 127H187V126H186V127H185V126L183 127L184 122H181V121L179 122V121H178L179 119L175 117V116H176L175 113H176V112L179 113V111H180ZM184 109H186V110L184 111ZM187 109H188V110L190 109V110L188 111ZM191 109H192V110H191ZM200 109H201V110H200ZM36 110H37V111H36ZM115 110H116V113H115ZM124 110H125V111H124ZM126 110H127V112H126ZM154 110H155V111H154ZM163 110H164V111H163ZM165 110H166V112H170V111H171V113H170L171 115H170L169 113H167V115H166ZM175 110H176V111H175ZM194 110H195V111H194ZM197 110H198V111H197ZM39 111H40L41 114L39 113ZM64 111H65V112H64ZM74 111H75V112H74ZM83 111H84V112H83ZM106 111H107V112H106ZM149 111H151V114H150ZM156 111H157V112H156ZM162 111H163V113L161 114ZM32 112H33V113H32ZM36 112H37V113H36ZM69 112H70V113L72 112V113L70 114ZM77 112H78L79 114H78ZM109 112H110V113H109ZM123 112H126V113L123 114ZM148 112H149V113H148ZM152 112H153V113H152ZM173 112H175V113H173ZM186 112H187V113H186ZM194 112H196V114H195ZM201 112H203V113H201ZM34 113H35V115H34ZM68 113H69L70 119H69V116H67ZM73 113H75V114H73ZM80 113H81V114H80ZM131 113H133L134 115H132ZM143 113H146V114H143ZM154 113H156V116H154V115H155ZM158 113H160V114H158ZM192 113H193V114H192ZM39 114H40V115H39ZM76 114H77V115H76ZM105 114H104V115H105ZM108 114H106V115L109 116ZM120 114H123V115H120ZM135 114H136V115H135ZM149 114H150V116H149ZM153 114H154V115H153ZM173 114H174V115H173ZM180 114H181V113H180ZM188 114H190V115H188ZM23 115H24V116H23ZM25 115H28V117H30V118L28 119L27 116H25ZM31 115H32L33 117H32ZM74 115H76V116L73 117ZM80 115H82L83 117L80 116ZM104 115H102L101 117H105V116H106V115H105V116H104ZM157 115L160 116V117H159V116H158V117L161 119L160 122H162V123L159 122V120H158L159 118H156ZM161 115H162V116H161ZM163 115H164V116H163ZM168 115H169V116H168ZM201 115H202V116H201ZM65 116H64V117H65ZM78 116H79V117H78ZM117 116H118V115H117ZM147 116H148V117H147ZM153 116H154L157 120L154 119ZM171 116H173V117L171 118ZM192 116H193V117H192ZM25 117H26V118H25ZM76 117H78V118H76ZM145 117H146V118H145ZM149 117H150V120H149ZM151 117H153V118L151 119ZM165 117H166V118H165ZM168 117H169V119H168ZM187 117H189V118L187 119ZM191 117H192V118H191ZM37 118H38V119H37ZM74 118H76L77 120H76V119L74 120ZM79 118H80V119L83 118V119H82V120H83L82 123H81V121H80ZM170 118H171V120H170ZM173 118H176V119H175V122H176V123H174V122L172 121ZM25 119H27V120H25ZM30 119H32V120H30ZM36 119H37L38 121H37ZM78 119H79V121H78ZM103 119H104V118H103ZM129 119L131 120V122L129 121ZM138 119L141 120V121H139ZM143 119H144V121H143ZM147 119H148V120H147ZM162 119H163V120H162ZM189 119H190V120H189ZM23 120H24V122H23ZM70 120H71V121H70ZM154 120H155V121H154ZM164 120H165V121H164ZM168 120H170V121L168 122ZM188 120H189V122H188ZM25 121H27V122H29V123L27 124V122L25 123ZM35 121H37V122H36V125H33V124H35ZM68 121H69V122H68ZM72 121H73V122L75 121V123L77 122L76 124L79 123L78 126H77L75 123H74V124L71 123ZM107 121H108V119L106 120V117H105V119H104L102 122H105V123H106ZM132 121H134V122H132ZM136 121H137V123H139V122H140V123L137 124ZM145 121H146V122L148 121V122H147L148 124H147ZM157 121H158L160 124H162V126H161V125H158L159 123H158ZM193 121H191V122H193ZM31 122H32V123H31ZM66 122H67V126H66V127H65V126H61V123H62V125H64ZM149 122L151 123V125H152V123H154V122H156V123H154V124L151 126ZM164 122H165V123H164ZM167 122H168V123H167ZM22 123H24L26 127H25L24 124H22ZM68 123H69V124H68ZM109 123H110V122H108V124H109ZM131 123H135V124H137V125H135V124H131ZM141 123H146V124H141ZM169 123H170L171 125H172L173 123L176 124L177 126L174 125V124H173V126H174V127H177V128L180 129V130H178L177 128H172L173 126L171 127ZM20 124H21L22 126H21ZM55 124H56V125H55ZM81 124H84L85 126H84V125H81ZM110 124H111V123H110ZM140 124H141V125H140ZM156 124H157V126H156ZM163 124H164V125H163ZM168 124H169L170 127L168 126ZM31 125H32L33 128L31 127ZM48 125H49V126H48ZM70 125H71V127H70ZM72 125H73V126H72ZM75 125L77 126V128H78L79 130H78V129H75V128H76ZM133 125H135V126H133ZM146 125H148V126H146ZM34 126H35V128H36V126H38V128L40 127L39 129H40V131H43L42 134L44 133V135H41V132L38 131V130H39L38 128H37L38 130H34V129H35ZM58 126H59V127L61 126V127L58 128ZM68 126H69V127H68ZM74 126H75V127H74ZM79 126H80V128H79ZM82 126H83V127H82ZM86 126H88V127L86 128ZM108 126H109V125H108ZM144 126H145V127H144ZM154 126H156L157 128H156V127L154 128ZM158 126H159V127H158ZM160 126H161V127H160ZM164 126H165V128H164ZM237 126L239 127V125H237ZM237 126H236V127H237ZM47 127H48V128H47ZM50 127H51L52 129H51ZM53 127H54V129H57V130H54ZM55 127H57V128H55ZM62 127H64V128H62ZM150 127H151V128H150ZM162 127H163L164 129H167V130H170V131H167V130H166V131H167V132H166L164 129H163V130H164V131H163V130H162ZM180 127H181V128H180ZM238 127H237V128H238ZM29 128H30V130H29ZM61 128H62V129H61ZM67 128H68V129H67ZM70 128H72V129H70ZM81 128H82L83 130H82ZM147 128H148V129H147ZM152 128H153V129H152ZM160 128H161V129H160ZM188 128H189V129H188ZM27 129H28L29 132L27 131ZM47 129H48V130H47ZM60 129H61V130H60ZM65 129H67L68 131H64ZM108 129H109V128H107L106 131H110V129H109V130H108ZM138 129L140 130L139 132L143 131L144 129H145V130L147 129V130H148V131H147L148 133L143 132V134L145 133V134H144L145 136L142 137L143 134L141 135L142 132L139 133V132H138ZM141 129H142V130H141ZM150 129H151V130H150ZM155 129H157V130H155ZM172 129H173V130H172ZM176 129L178 130V132H179V131H180V132H183V131H184L183 133L185 134V138H184V134H183L182 137L180 138V135H179L180 132L177 133V134L179 135V139H178L177 136H176V135H177L176 132H174L176 135L174 134V136H173L172 133H173L174 130L177 131ZM184 129H186V130H184ZM235 129H236V128H235ZM22 130H23V131H22ZM51 130H54L55 133H54V131H53L54 134L51 133V132H52ZM73 130H74V131L77 130V132L79 131V133L76 134L77 137H75L76 135L73 134V133H75L76 131L74 132ZM80 130H81V131H80ZM112 130H113V129H112ZM116 130H118V131L116 132ZM145 130H144V131H145ZM152 130H153L154 132H153ZM182 130H183V131H182ZM230 130H231V129H230ZM33 131H34V132H33ZM36 131H38V132L36 133ZM45 131H46V132H45ZM59 131H60V132H59ZM71 131H72V132H71ZM100 131H101L102 133H101ZM131 131H133L134 133L131 132ZM149 131L153 132L152 135H151V137L149 136V135L151 134V133H149ZM158 131H160V132H158ZM161 131H162V132H161ZM186 131H187V133H186ZM189 131H191V132H193V133H191V132H189ZM239 131H240V129H239ZM30 132H32L33 134L30 133ZM49 132H50V133H49ZM56 132H57V133H56ZM63 132H64V133H63ZM65 132H66V133L68 132L67 135L65 134ZM90 132H91L92 134H90ZM128 132H130L131 134L128 133ZM137 132L139 133V134H138L139 136H135V137H136V138H135L134 135H137ZM164 132H166L167 134L164 133ZM35 133H36V134H35ZM39 133H40V134H39ZM47 133H48V134H51V135H48ZM70 133H71V134H70ZM158 133H159V134H158ZM188 133H189L191 136H190ZM229 133H230V134H229ZM23 134H24V135H23ZM25 134H26V135H25ZM27 134H28V135H27ZM34 134H35V135H34ZM52 134H53V135H52ZM55 134H57V135L59 134V135L57 136V135H55ZM64 134H65V135H64ZM68 134H69V135H68ZM101 134H102V135H101ZM128 134H129V135H128ZM132 134H133V135H132ZM146 134H148V136H146ZM154 134H155V135L157 134L156 136H158V137H157V138H156V137L154 138ZM160 134L162 135V138H161V139L163 140V143H164V144L162 143V141H160V140H161V139H160V136H161ZM164 134H165V135H164ZM171 134H172V135H171ZM180 134H181V133H180ZM186 134H187V136L189 135L190 137H188V138H191V139L188 140ZM223 134H224V135H223ZM22 135H23V136H22ZM29 135H31V136H29ZM38 135H39V138H38ZM40 135H41V136H40ZM61 135H62L63 137H62ZM70 135H71V136H70ZM107 135H108V136H107ZM117 135H120V137H118ZM140 135H141V136H140ZM159 135H160V136H159ZM163 135H164L165 137H164ZM167 135H169V136H167ZM170 135H171L172 138H173V139H172V142L170 141V139H171V138H170V137H171ZM197 135H198V136H197ZM18 136H19V135H18ZM28 136H29V137H28ZM42 136H45V137L48 136L47 138L44 137V139H43V144H46L45 142H47V146L45 145V147L43 146L44 148H39L40 144L43 145L42 142H41ZM60 136H61L62 138H61ZM97 136H98V137H97ZM99 136H100V137H99ZM105 136H107V138H106ZM123 136H124V137H123ZM126 136H128V137L130 136L129 139L126 138ZM131 136H132V137H131ZM175 136H176V137H175ZM193 136H194V137H193ZM196 136H197V137H196ZM220 136L222 137V139H221ZM49 137H51V140L48 139ZM55 137H56V138H55ZM57 137H59V140H58ZM74 137H75V138H74ZM133 137H134V138H133ZM140 137H142V138H140ZM146 137H147V138H146ZM167 137H168V140L165 139V138H167ZM192 137H193V138H192ZM201 137H202V138H201ZM223 137H224V138H223ZM33 138H32L31 140H33ZM73 138H74L75 140H74ZM99 138H101V139H99ZM117 138H120V139H117ZM125 138H126V139H125ZM130 138H133V139H130ZM139 138L142 139V140H140ZM150 138H151V139H150ZM163 138H164V139H163ZM175 138H177L179 142H178L177 139H175ZM53 139H54V140H53ZM55 139H57V140H56L57 142L55 141ZM93 139H94V137H93ZM108 139H109V140H108ZM144 139H145V140H144ZM148 139H149V140H148ZM154 139H156V140H154ZM174 139L176 140V143L174 142V141H175ZM201 139H202V140H201ZM45 140H46V141H45ZM47 140H48V141H51V145H50V142H48ZM117 140H118V141H117ZM125 140H126V142H125ZM131 140H135V143H134L133 141H131ZM138 140H139V141H138ZM146 140H147L149 143L152 142V143H151V146H152L153 149L150 147V144L147 143ZM153 140H154V141H153ZM157 140H159V141H157ZM198 140H200V141H198ZM122 141H123V142H122ZM127 141H128V142H127ZM136 141L139 142V143H137ZM140 141H141V143H140ZM143 141H146V142L143 143ZM155 141H157L156 144L158 145V147H160L159 149L156 148L157 146L154 144ZM164 141H165V142H164ZM168 141H169V143H168ZM202 141H203V142H202ZM38 142H40V144H38ZM53 142H54V143H53ZM89 142H90V144H89ZM159 142H160V143H159ZM170 142H171V143H170ZM177 142H178V143H177ZM234 142H235V143H234ZM52 143H53L54 145H52ZM78 143H79V142H78ZM91 143H92V144H91ZM127 143H128V144H127ZM161 143H162L163 145H162ZM174 143H175V144H174ZM196 143H197V144H196ZM213 143H214V145H213ZM81 144H82V145H81ZM86 144H87V145H86ZM121 144H122V145H121ZM142 144H145V147H147L146 145H148V147H147V149L149 148L148 151H147L146 148H144V145H142ZM152 144H154L155 146H153ZM169 144H171V147H168V146H167V145H169ZM172 144H173V145H172ZM178 144H179V145H178ZM195 144H196V145H195ZM210 144H212L213 147H211ZM221 144H222V145H221ZM71 145H73V144L69 143L68 145L65 146V148L67 149L68 146H69V148H70ZM85 145H86L87 147H86ZM88 145H89V146H88ZM95 145H96V146H95ZM116 145L119 146V147L117 148ZM126 145H127V147H126ZM140 145H141L142 147H140ZM175 145H177L178 147L175 146ZM180 145H181V146H184V147H179ZM217 145H218V148L216 147ZM239 145H240V143H239ZM11 146H12V145L10 144V145L7 146V147H9V150L12 149L13 151H15ZM55 146H56V147H55ZM97 146H98V147H97ZM100 146H101V147H100ZM106 146H107V148H105ZM108 146H109V147H108ZM169 146H170V145H169ZM202 146H203V148H202ZM204 146H205V147H204ZM223 146H224V145H223ZM53 147H55V148H53ZM92 147H93V148H92ZM99 147H100V148H99ZM102 147H103V149H106V150H103ZM122 147L119 148L120 150H118V152H121V151H122ZM154 147H155V148H154ZM165 147H166V148H165ZM167 147H168V148H167ZM173 147H174V148H173ZM176 147H177L179 150H177ZM210 147H211V148H210ZM238 147H239V146H238ZM82 148H81V149H82ZM124 148H123V150H124ZM133 148H134V149H133ZM139 148H140V149H139ZM141 148H142V152H143V153H140V154H142V156H143L142 158H141L140 155H139V152H141ZM164 148H165V149H164ZM171 148H173V149H175V150H177V151H174V152H173V149L171 150ZM180 148H183V149H180ZM184 148H185V149H184ZM214 148H215V149H214ZM216 148H217V149H216ZM39 149H40V150H39ZM41 149H42V150H41ZM43 149H44V150H43ZM87 149H88V150H87ZM90 149H91V150H90ZM93 149H94L95 151H94ZM96 149H100V150H99V151H96ZM143 149H144V150H143ZM156 149L158 150L157 153L155 152L157 155H153V156H155V159L157 158V156H159L158 153H160V156H163V157H162V159H161V157L159 156V157H158L159 159H156V160L154 161V157L149 156V154H150V155L153 154L154 151H156ZM161 149H163V150H161ZM168 149H169V151H168ZM213 149H214V150H213ZM12 150H11V151H12ZM109 150H110V151H109ZM145 150H146L145 153H147V152L149 153L150 151L153 152V153H149V154L147 153V154H148V156H147V154L144 153ZM152 150H153V151H152ZM159 150H160V151H159ZM180 150H181V151H180ZM182 150H185V151H182ZM207 150H208V151H207ZM115 151H116V152H115ZM137 151H139L138 154H137ZM163 151H164L165 153H164ZM204 151H205V153H204ZM215 151H216V152H215ZM75 152H76V151H75ZM95 152H96L97 154H96ZM123 152H124V151H123ZM162 152H163V153H162ZM172 152H173L172 156L168 155V153L171 154ZM178 152H179V153H178ZM181 152H182V153H181ZM90 153H91V152H90ZM175 153H176V154H175ZM180 153H181V155H182V154L185 155V153H187V155H188L187 157H189V158L184 157V159H183V155H182V156L179 155V157H178V154H180ZM208 153H209V156L207 157ZM215 153H216V154H215ZM45 154H46V155H45ZM95 154H96V155H95ZM115 154H114V155H115ZM117 154H118V153H117ZM119 154H120V155H121V154L123 155V153H119ZM134 154H135V155H134ZM143 154H144V155H143ZM161 154H162V155H161ZM174 154H175V155H174ZM125 155H127V156H125ZM128 155H129V156H128ZM130 155H131V156H130ZM133 155H134V158H132ZM136 155H137V156L139 155V156H138V157H139L138 159L141 161L140 163H142V166H141V164H138L139 162L137 161V158H136L137 156H136ZM164 155H167V156H164ZM176 155H177V156H176ZM211 155H212V156H211ZM21 156H22V155H21ZM175 156L179 158V159H178L179 161H180V158L182 157L181 159H182V163H183V161H184V163H183L184 166L181 164V161L179 162L178 160H176L177 158H176ZM180 156H181V157H180ZM97 157H98V158H97ZM125 157H126V158H125ZM127 157H128V158H127ZM130 157H131V158H130ZM146 157H147V158H146ZM148 157H149V158H148ZM151 157H152V158H151ZM167 157H168V158L171 157V158H169L170 160L167 161V164H166L165 161L167 160ZM215 157H216V158H215ZM263 157H264V156H262V158H263ZM44 158H45V157H44ZM129 158H130V160H128ZM174 158H175V159H174ZM185 158L188 159V160L186 161ZM132 159H134V162H133ZM135 159H136V160H135ZM141 159H145V160H141ZM146 159H147V160H146ZM149 159H150V160H149ZM151 159H152V160H151ZM172 159H174L175 161H174V160L172 161ZM205 159H204V160H205ZM108 160H109V161H108ZM148 160L151 162V164H149V162L147 163ZM214 160H215V161H214ZM107 161H108V162H107ZM130 161H131V162H130ZM135 161H136V162H135ZM144 161H145L148 165H147V164H144ZM152 161H154V163L157 164V166H156L155 164H152ZM171 161H172V162H175V163H176V166H177V165H178V166H177V167L174 166L175 163H172ZM176 161H178V163L181 165V167H180L179 164H177ZM188 161H189V163H188ZM211 161H213V162H211ZM9 162H10V158L6 160V164H8ZM106 162H107V163H106ZM160 162H161L162 164H163V162H164L163 166H164V165L167 166V169H166V167H163V166H162L163 168L160 167V165H162V164H159ZM185 162H186V163H185ZM205 162H206V163H205ZM210 162H211L212 164H211ZM71 163H72V162H71ZM96 163H95V164H96ZM104 163H106V164H104ZM130 163H131V164H130ZM135 163H136V166L133 165V164H135ZM187 163H188V165H187ZM213 163H214V164H213ZM114 164H115L116 167L113 166ZM208 164H209V166H211V165H212V166L209 167ZM106 165H107V166H106ZM132 165L134 166V168H135V167H138V168H136V170H137V169H139V170H137V172H136L135 170H133V166H132ZM137 165H140V166L142 167V170H140L141 167H140V166H137ZM145 165H147V167H146ZM153 165H154V166H153ZM168 165H169V167H168ZM216 165H217V166L219 165V166L217 167ZM10 166H11V165H10ZM75 166H76V167H75ZM77 166H78L79 168H78ZM131 166H132V168L130 169ZM148 166L150 167V169L148 168ZM158 166H159V167H158ZM171 166H172V167H171ZM173 166H174V167H173ZM213 166H214V168H212ZM4 167H5V168H8V166H4ZM74 167H75V168H78V169L80 170L81 168H80L79 164L76 165V163L74 164V162H73V163L71 164V169L74 170L73 173H75V174L77 173V174H78V175H76V178H77V177H78V178L80 177V178L83 179L84 182L82 181V179L79 180L78 178H77V179L79 180V183H81V184L83 183L82 185H81V184H80V185H77L78 181H74V184H75V182H76V185L73 184L72 180L68 181V182H71V184L68 183V185L70 184L69 186H71L72 188L75 187V188H73V190H74L75 192H74V191L72 190V188L70 187L71 190L73 191V193H70L68 196H71V195H72L71 197L74 198V197H76L75 194H76L77 192H79V193H77L78 195H77V197H76V198H78V196L80 197V195H81V194H80L81 191H84V192L82 193L83 195H81V197H82V196H85V191H86V190H87L88 192L91 191V190H89L88 188H87V189L85 188V185H86V182H87V181L85 180V177H81V175L79 176V174H80L79 170H78V169H75ZM108 167H109V168H108ZM111 167H112V168H111ZM144 167H145V168H144ZM154 167H155V168H154ZM5 168H4V169H5ZM73 168H74V169H73ZM105 168H106V169H105ZM160 168L163 169L164 173H163V171H161L162 169H160ZM169 168H170V170H168ZM173 168H174V169H173ZM182 168H183V169H182ZM186 168H187V169H186ZM107 169H108V170L111 169L112 174H111V171H108ZM112 169H117V170L113 171ZM172 169H173V170H172ZM178 169H179V171H182L183 173L178 172V171H175V170H178ZM208 169H209V170H208ZM36 170H37V169H36ZM36 170H34V172H35ZM76 170H78L79 173H78ZM106 170H107L108 172H110L111 175H110L108 172H106ZM119 170H120V172H119ZM127 170H128V172H126ZM145 170H146L147 173L145 172ZM147 170H148V171H147ZM150 170H151V172H150ZM153 170H154V171H153ZM156 170H158L157 173L155 172ZM166 170H167V171H166ZM184 170H185V172H186L187 174H184V173H185ZM207 170H208V171H207ZM211 170H214L215 172H214V171L210 172ZM38 171L43 172V171H41V169H38L36 172H38ZM75 171H76V172H75ZM80 171L82 172L83 170L81 169ZM139 171H140V172H139ZM168 171H171V172L169 173ZM190 171H191V172H190ZM206 171H207V172H206ZM224 171H225V170H224ZM70 172H72V171H69V175L71 174ZM83 172H84V171H83ZM83 172H82V173H83ZM121 172H122V173H121ZM141 172H142V174H139V173H141ZM144 172H145V173H144ZM152 172H153V173H152ZM159 172H160V173H159ZM193 172H194V173H193ZM106 173H108V174H106ZM117 173H118V174H117ZM120 173H121L122 175H121ZM134 173H135V174H134ZM148 173H149V174H148ZM151 173H152L153 175H151ZM158 173H159V174H158ZM168 173H169L170 176H175V175H178L179 173L182 174V176L180 177V175H179V177H178V176H175V177H169V176H168ZM190 173H191V174H190ZM104 174H106V175L104 176ZM119 174H120V175H119ZM129 174H130V175L133 174V177L136 178V179H135L136 181L134 180V182H133L132 179H134V178L131 179V176H128ZM136 174H138V175L136 176ZM143 174H145V175L147 174V176L145 177V176H143ZM156 174H157V177H156ZM164 174L167 176V178H166V176H164ZM172 174H173V175H172ZM199 174H200V173H199ZM214 174H215V175H214ZM218 174H219V173H218ZM108 175H110V176H108ZM114 175H115V176H114ZM117 175L119 176V178L117 177ZM123 175H124V176H123ZM126 175H127L128 177H125ZM134 175H135L136 177H135ZM140 175H141V176H140ZM148 175H149V176L151 175L152 178L150 177V179H147V178H149ZM161 175H162V177H161ZM191 175H193L194 177H192ZM106 176H107V177H106ZM120 176H122L123 179H122V178L120 179ZM159 176H160V177H159ZM103 177H104V178H103ZM105 177H106V179H105ZM112 177H113V178H112ZM140 177H142V178H140ZM144 177H145V179L143 180ZM163 177H165L167 180L164 179ZM168 177L171 178V179H169ZM177 177H178V178H177ZM196 177H197V176H196ZM72 178H73V177H72ZM114 178H115L116 181H114ZM139 178H140V179H139ZM153 178H154V179H153ZM172 178H173V179H172ZM182 178H183V179H182ZM186 178H187V180H188L189 178H190L189 180H191V178H192V181H191V182H190L189 180L187 181ZM217 178H218V177H217ZM217 178H216V179H217ZM107 179H108V180H107ZM118 179L121 180V181H119ZM128 179H129V180H128ZM137 179H139V181L142 179L141 181L144 182L143 185H142L141 183L138 184L139 182H137ZM168 179H169V181H168ZM178 179H179V180H178ZM75 180H76V179H75ZM130 180H131L132 182H131ZM145 180H150V181H149V183H148V181H147V183H148V184H147ZM173 180H174V181H173ZM182 180H183L184 182H183ZM240 180H242V179H240ZM124 181H125V182L130 181L131 184H130V182H127V183H128L127 185H130V187L127 186V185H125L126 187H124V186H123V184L125 183ZM151 181H153L156 185H159L160 187H159V186H156L154 183L151 184V183H150ZM163 181H164L165 183H163ZM42 182H43V181H42ZM42 182H41V183H42ZM105 182H106V183H105ZM117 182H118V183H117ZM135 182H137V183H135ZM178 182H179V183L181 182V184H179ZM182 182H183V183H182ZM43 183H44V182H43ZM102 183H103V184H102ZM159 183H160L162 186H161ZM101 184H102V185H101ZM116 184H117V185H116ZM133 184H134V185L137 184L136 187H135ZM145 184H146V187H148V188L145 187L146 189L143 188V186H145ZM153 184H154V185H153ZM164 184H165V185H164ZM166 184H167V185H166ZM176 184H177V185H176ZM118 185H120V186H118ZM121 185H122V187H121ZM139 185H142V186H139ZM150 185H152V186H150ZM185 185H186V186H185ZM231 185H232V184H231ZM231 185H230L229 187L232 188L233 185H232V186H231ZM82 186H83V188H82ZM101 186H102V187H101ZM137 186H139V187H137ZM182 186H183V187H182ZM104 187H105V188H104ZM106 187H107L108 190L106 189ZM128 187H129L130 189H128ZM131 187H132V189L135 188V190L138 188V189H140L141 191L137 190V191H136L137 193H136V192H134L135 190L132 191ZM140 187H142V188H140ZM162 187H164V189H161ZM170 187H171V188H170ZM184 187H185V188H184ZM32 188H34V187L32 186ZM77 188L82 189V190H81V191H78ZM116 188H117L119 191L116 190ZM123 188H125V190H124ZM157 188H158V189H157ZM189 188H190V189H189ZM83 189H84V190H83ZM112 189H113V190H112ZM121 189H123V191H122ZM126 189H128L129 191L131 190V191L129 192V191L126 190ZM142 189H144V190H142ZM159 189H160V190H159ZM165 189H166V191H164ZM0 190H1V189H0ZM99 190H100V191H99ZM115 190H116V191H115ZM168 190H169L170 193L168 192ZM1 191H2V190H1ZM1 191H0V193H2ZM101 191H103V192H101ZM159 191H160V192H161V191H164V192H161V193H160ZM186 191H187V192H186ZM112 192H111V193H112ZM132 192H133V193H132ZM158 192L160 193V194H158L159 196H157V194H156V193H158ZM167 192H168V193H167ZM183 192H184V193H183ZM74 193H75V194H74ZM103 193H104L105 195H104ZM124 193H125V192H124ZM139 193H140V195H138ZM162 193H163V196H162ZM165 193H167L166 196H165ZM172 193H173V194H172ZM186 193H188V194H186ZM79 194H80V195H79ZM135 194H137L138 196L135 195ZM170 194H171V195H170ZM185 194H186L187 196H186ZM190 194H191V197H190ZM160 195H161L162 198L160 197ZM169 195H170V196H169ZM194 195L197 196V198L194 197ZM0 196H2V194H0ZM106 196H107L108 198H106ZM134 196H135V197H134ZM136 196H137V197H136ZM140 196H141L142 198H141ZM151 196H152V197H151ZM182 196H183V197H182ZM184 196H185V197H184ZM13 197L16 198V191H15V190H12V191L9 193V197L7 198L8 200H6V201L4 200L3 196L0 197V213H1L2 216H4L5 218H7L6 221H5V223H6L8 226L12 224V227L9 226L10 228L7 226L8 229H12V230H14L15 232H17V234H18L20 237H23L22 240H23V239H26L25 242L28 241L27 239H29L30 241H33V242H31V243H34V242H35V245L38 244L36 247H37L38 249H39V247H41V248L39 249V250H41V251L39 252V251L37 250V252L39 253V255L42 254L41 256H45V255H46L45 258H49V259H50V261H48V263H50V264H79V263H80V264H108V263L105 262L106 260L104 261V259H99V261L97 260V258L100 257V256L98 255V254L100 253V251H98L99 253L97 252V254H95V255L92 256L94 259H93V258L88 259V260H87L88 262H86V261L83 259L82 252H81L80 254L77 252V251H78V247L76 246V244H79L80 241H82L81 243H83V241H86L85 237L90 238V237L93 235V236L89 239V241L92 240V239H94V236H96V235H94V234H95L94 232H91L92 229H90V226H91V225H90L89 223H92L93 221L96 222L95 220H97L96 218H98V217H99V219H101V221L97 220V223H99V222H100V223L105 222L104 220L107 218V216H106V215H107V212H106V214L104 215V212H105L104 210H105V208H107V207H104V206H105V203H104V205H103V207H102L104 210H103L102 208H99V209H96V210L94 211L95 213H94V212H91V210L89 209L90 206H88V207L85 206L86 208L89 209V210H87L86 212L88 213V212L90 211L92 214L89 212L88 214H91V215L87 216V213H86L84 210H82L81 212L84 211L83 213H84V214L86 213V215H85L86 217H85V216H84V217H85V218H88V217H89L90 219H91V217L93 218V219H91V220H93V221H88L89 218H88L87 220H86V219H82L83 222L86 223V224L88 225V228H89V229H88L87 227H85V228H87L86 231H85V229L83 228L85 233L83 232V229H82V231H80V232L78 233V235H79V234H81V232H83V233L81 234L82 237H81V236L78 237V235L73 234V237L76 236V239H75V238H72V242H73V244H72V245H69V244L65 245V244H66V243H65V244H64L65 246H64L63 243H61V242H63V241H61L60 239H59V241H58L57 237H56V236L54 237L55 234L53 233V231L56 230V228H55L56 226H55L54 224H51V222H50L49 224H47V225H45L44 223H43V224H42V223L39 224L40 222H36L37 224H36V223L34 224L35 221L33 222V220H31L30 216H28V214H27L24 210H22V209L27 208V206L30 207V205L25 206V208H22L21 210H19V209L16 210L15 208L13 209V208L11 207V206H12V205H11V202H12L13 199H14ZM62 197H63V196H62ZM62 197L58 198V200L55 199V200H54L55 202H56V200H57L56 203H55V202L52 203V204H53V207L55 208V210H53V212L55 211V213H56V210L60 207V205H64V204H66V205H64V206H61V209H62V210H64V211H65V210H66V211L68 210V212H69V211L71 212V210L73 209V210H75V212H76L77 214H79V211L76 210V205L73 203V199L71 200L70 197H65L66 199H64V198H62ZM103 197L106 198V200H105V199L103 200ZM159 197H160V199H159ZM181 197H182V198H181ZM187 197H188L189 199H185V198H187ZM192 197H194V199H193ZM1 198H2L3 200H1ZM67 198H68V200H69V199L71 200L70 202L67 201L68 203L64 202V201L67 200ZM98 198L100 199L101 203L98 201ZM9 199H10V200H9ZM11 199H12V200H11ZM59 199H62V200H59ZM63 199H64V201H63ZM101 199H102L104 202H103ZM107 199H108V200H107ZM153 199H154V198H153ZM109 200H110V201H109ZM193 200H195L194 203L191 202V201H193ZM246 200H247V199H246ZM8 201H11V202L9 203ZM14 201H16V200H14ZM111 201H112V203H111ZM142 201H143V200H142ZM7 202H8V203H7ZM60 202H61V203H60ZM143 202H144V201H143ZM160 202H158L157 205H159ZM189 202H191V203H193V204H191V203H189ZM245 202H246V203L243 202L242 205H244V206H248L247 202L250 203L249 200H247V201H245ZM6 203H7V205H6ZM59 203H60V204H59ZM69 203H70V205H69ZM196 203H197V204H196ZM9 204H10V205H9ZM54 204H56V205H54ZM57 204H58V205H57ZM185 204H186V205H185ZM187 204H188L189 206H188ZM245 204H246V205H245ZM72 205H73V206H72ZM190 205H191V206H190ZM55 206H56V207H55ZM65 206H66V207H65ZM71 206H72V207H71ZM171 206H173V205L171 204ZM57 207H58V208H57ZM69 207H70V208H69ZM109 207H108V208H109ZM146 207H148V206H146ZM173 207H174V206H173ZM8 208H10V209H8ZM54 208H53V209H54ZM65 208H66V209H65ZM111 208H109V209H111ZM163 208H166V207L164 206ZM192 208H193V209H192ZM59 209H60V208H59ZM109 209H106V211L108 210V212H109V211L112 212V210H109ZM187 209H190V210H187ZM73 210H72V212H73ZM97 210H98V211H97ZM170 210H171V208L168 210V214H170V213H169V212H171ZM194 210H195V211H194ZM96 211H97V213H99V211H101V212H100L101 214H100V213L97 214ZM102 211H103V213H102ZM177 211H178V212H177ZM7 212H8V213H7ZM12 212H13V213H12ZM21 212H22V213H21ZM53 212H52V213H53ZM81 212H80L79 215H81L82 218H84L83 215L81 214ZM110 212H109V213H110ZM149 212H153L152 214H157L158 211L156 212V210H150V209H149ZM188 212H189V213H188ZM55 213H54V214H55ZM73 213H74V212H73ZM109 213H108V219H109L110 216H112V215H109ZM137 213H139V212H137ZM137 213L134 214L137 218H134V217H135L134 215H133L132 217L128 216L129 218H127V216H126L125 218H126L127 220L129 219V221L131 220L130 222H129V221H128V222H129V223H133V227H137V226H139L136 230H138V229L140 230V234H141V236H142L141 238H142L143 243L148 244V243L152 240V238H153L152 231L149 230V229H146V227L143 226V223L139 222V220L142 218V214L139 213L140 215H139V217H138ZM177 213H178V214H177ZM185 213H187V214H185ZM260 213H262V212H260V210L258 209V210L255 212V217H258ZM14 214H15V215H14ZM48 214H49V213H47V215H48ZM93 214H95V215H93ZM96 214H97V215H96ZM102 214L104 215L103 217H102ZM110 214H111V213H110ZM257 214H258V215H257ZM26 215H27V216H26ZM196 215H198V216H196ZM50 216H51V215L49 214V216H46V217H47V218H50ZM81 216H80V218H81ZM154 216L156 217L157 215H154ZM167 216H168V218L171 217L170 215H167ZM28 217H29V218H28ZM157 217H158V216H157ZM157 217H156V218H157ZM195 217H196V218H195ZM103 218H104V220H103ZM190 218H189V219H190ZM194 218H195V219H194ZM260 218H261V215H260ZM77 219H78V218H77ZM90 219H89V220H90ZM108 219L106 220L107 222H109ZM116 219H117V218H116ZM186 219H185V220H186ZM189 219H187V221H188ZM261 219H262V218H261ZM117 220H118V219H117ZM191 220H190V221H191ZM193 220H192V222H193ZM85 221H86V222H85ZM102 221H103V222H102ZM121 221H122V220H120V222H121ZM133 221H134V222H133ZM8 222H9V223H8ZM88 222H89V223H88ZM107 222H106V223H107ZM110 222L112 223V221H110ZM115 222H118V221H113V223H112V224H114V225H113V229L115 230V228H117L118 225H119V228L116 229L117 231H119V230H120V227H121L122 225H121V224H117V223H115ZM122 222H123V221H122ZM124 222H125V221H124ZM201 222H202V223H201ZM10 223H11V224H10ZM106 223H105V224H106ZM135 223L137 224L136 226H134ZM16 224H18V225H16ZM115 224H116L117 226H116ZM51 225H54V226H51ZM89 225H90V226H89ZM120 225H121V226H120ZM140 225H141V226H140ZM48 226H50L51 228L48 227ZM115 226H116V227H115ZM206 226H207V225H206ZM45 227H46V228H45ZM114 227H115V228H114ZM121 228H123V226H122ZM15 229H16V230H15ZM21 229H22V230H21ZM23 229H24L25 231H24ZM43 229H44V230H43ZM50 229H51V230H50ZM141 229H142V230H141ZM121 230H122V229H121ZM204 230H205V229H204ZM18 231H21V232H20L21 235L19 234ZM22 231H23V232H22ZM49 231H51V232H49ZM87 232H88L89 234H90V233H91V234L93 233V234H92V235L90 234V237H88L89 234H88ZM24 233H25L26 235H25ZM29 233H30V235H29ZM86 233H87V234H86ZM112 233H113V232H112ZM112 233H111V237H110V236H109V237H105L106 239L109 238V241L106 240L104 237L99 236V238L101 237L100 240H101V239H102V240L100 241L99 239H97V240H96L97 242H95V244L92 243V244H93V247L95 246L96 248H99L100 250H101L100 247H102V245H104V246L102 247V249H103L104 247H106V248L108 247V248H110V249H111V248H114L113 243H114V240H115L116 238H115L114 240H110V238H114L113 235H112ZM41 234H42V235H41ZM51 234L53 235L52 238L50 237ZM83 234H85V235H83ZM22 235H25V238H24V236H22ZM28 235H29V237H28ZM86 235H88V236H86ZM19 236H18V237H19ZM84 236H85V237H84ZM27 237H28V238H27ZM70 237H71V236H70ZM80 238H81V239L83 238V239L80 240ZM95 238H96V237H95ZM97 238H98V236H97ZM53 239H54V240L57 239V240H56L57 242H55ZM73 239L77 240V241H75V240H74V241H75V242H78V243L75 244V242L73 241ZM103 239H104L106 242H105V241L102 242ZM145 239H146V240H145ZM78 240H79V241H78ZM87 240H88V239H87ZM117 240H118V239H117ZM23 241H24V240H23ZM111 241H112V242H111ZM98 242H99V243H98ZM110 242H111V243H110ZM117 242H118V241H117ZM117 242H115V244L118 245ZM147 242H148V243H147ZM27 243H30V242L28 241ZM97 243H98V244H97ZM100 243H101V245H100ZM104 243H106V244H104ZM108 243H110V245L112 244V246H110ZM59 244H60V245L62 244V245L60 246ZM115 244H114V245H115ZM99 245H100V246H99ZM107 245H108V246H107ZM38 246H39V247H38ZM63 246H64V247H63ZM138 246H139V245H137V246L133 249V251H132L133 253H132V252L130 253V255H129L130 258H132V256L134 257V256L136 255V253H138V252H137L138 249H139ZM61 247H62V248H61ZM115 247H116V245H115ZM64 248H65V249H64ZM136 248H137V249H136ZM44 250H45V251H44ZM65 250H66V251H65ZM42 251H43V252H42ZM44 254H45V255H44ZM51 254H52V255H51ZM76 258H77V259H76ZM67 260H68V261H67ZM97 261H98V262H97ZM74 262H75V263H74ZM118 263L120 264V262H118ZM118 263H117V264H118Z\"/></svg>",
    "mask_w": 264,
    "mask_h": 264
}]
</instances>
